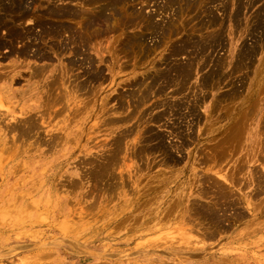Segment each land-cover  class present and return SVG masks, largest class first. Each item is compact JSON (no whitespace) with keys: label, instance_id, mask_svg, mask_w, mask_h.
Wrapping results in <instances>:
<instances>
[{"label":"rangeland","instance_id":"374dc122","mask_svg":"<svg viewBox=\"0 0 264 264\" xmlns=\"http://www.w3.org/2000/svg\"><path fill=\"white\" fill-rule=\"evenodd\" d=\"M37 1V2H36ZM35 1V4L34 5H39L40 4V8H38V9H41V10H43V7H44V5H47V4H49V3H54V2H52L51 0H49V1H47V0H36ZM40 1V2H39ZM51 1V2H50ZM167 1V0H166ZM165 0H127V1H125V2H123V3H120V4H122V5H119L118 7H119V9L121 10V9H123L124 10V12H126V15L128 14V16H132V17H137V21H138V19H140L139 21L140 22H138L139 24H137V25H135L134 27H130V28H127V29H117L116 30V32H112L111 33V31H109L107 34L106 33H104L102 36H99L97 39H95V40H92V42L93 43H91L90 44V49L91 50H94V49H98L99 51H100V53H101V55H102V57L104 58V60H105V62L103 63V62H101L100 63V67L101 68H104L103 69V72L105 73H103L104 75V77L103 78H101V79H98V80H96V81H92V80H89L88 81V78H87V80H85L86 78H84V76L85 77H87L86 75H84V73H83V68H85V67H83V68H80V69H82V70H76V72H81V74H79V75H81L77 80H76V82L78 81V82H81L80 84H85V85H83V88H84V91H86L87 92V90L89 89V90H95L97 87H99L98 88V92H97V95H96V91H94L93 93L94 94H91V97L93 98L92 99V102H91V111H90V113L92 114V116L91 117H89V118H87L85 121L86 122H89V123H86V122H82V123H77V124H75L74 125V127H77V126H84V128L83 127H80V128H83L82 129V131H83V133H82V136H84V137H80L78 140H76V141H70L69 142V144H70V146H73V145H75V144H77L78 146L76 147V149H78L79 151L80 150H83V152H81V153H79V151H78V154H77V158L76 159H79V157L82 159V158H84V160L83 161H85V159H88V161L93 157V159L94 158H101L102 159V157H103V159L101 160V161H106V158H108L109 159V157H107L109 154V151H111V149H110V147H112L111 145V142H109L110 140H112V138L114 137V136H118L119 137V134L120 133H124L125 132V134H123V135H127L126 134V132L127 131H131V132H127V133H130L128 136H129V138H128V136H124L125 138H124V140H123V142H122V144L125 146V143L126 144H129V145H133L134 144V146L136 145V144H138V142H136V140L138 141L139 140V138H140V135L141 136H143L144 135V138H146L145 137V135L146 134H148V136L149 135H151V134H160V135H162V137H163V143H164V145H166V147H169V148H167V150H169L170 151V153L171 154H173V155H176V157H175V162L173 163H171L170 161H172V160H170V159H168L166 156H165V153H163L162 151H163V149H162V153L160 154V152H154V155H155V157H154V155H152V154H148V155H144L143 157H142V159H139L138 158V160H137V157H130V159H129V154L128 155H126L127 156V158L129 159H127L126 160V158H124V160L121 158L120 159V163L118 164V168H121V169H118L117 168V165H113L115 168H117V172L115 173V169L113 168V170H115V171H113L114 172V177H115V179H113V181H115V182H119L120 180H121V177L123 176V178L125 179V177H126V179H128L130 182H128L126 179V182H128V184L127 185H129L130 187H128L127 185H126V187H125V189H123V187H122V189H121V186H119V188H118V186L115 188V191H109L110 193H108V190H109V185L111 186L110 188H112V179L110 180V178H112V174H108V176L107 175H104V176H102V175H100V177H98V178H96L97 176H95V177H93L92 175L90 176L89 175V171H91L92 170V168L93 167H95V168H98L97 166H103V165H109L110 167H112V164H98L97 166H95L94 164H85V163H83V161L81 160V159H79V163H78V160H76L75 162L77 163H75V162H72L71 161V163L68 165V164H46L47 165V169H48V171H53L54 172V174L55 173H60V174H66V176H64L63 178H62V183H61V189H60V191H58L61 195H63V196H65L64 198H63V207H65V209H64V213L63 214H58V213H55L54 214V212H53V214L51 215V216H47V218L45 217V215H46V213L43 211H38V210H36L35 208H33V209H31V208H29L30 210H32L31 212H30V210H29V212L26 214V213H24V214H22V215H16V217H15V214L14 213H12L11 211H9V209H11V208H8L7 206H4L3 205V202H1L0 203V206H3V208H5L4 210H5V214H4V212H3V210L0 212V222L2 221V223H0V235H3V237H0V264H166V263H168V264H170V262H171V264H236V263H240V264H264V189H262L263 191H262V195L260 194H258V196L257 195H255L254 196V198H253V200H252V203H253V206L255 207L257 204H258V206L257 207H255V210H250V211H248V209H246V205H244L245 207V211H246V213H248L247 215H246V219H247V221H246V219H245V221H242L241 223H243V224H241L240 222H238L237 224L238 225H236V227L237 228H235V231L233 230L232 231V233L229 231L228 233L226 232V233H224V232H221L220 231V233L218 234V236H214V238L213 237H203V234H202V237L201 236H198V232H194L195 233V236H193L194 234L192 233L191 234V237H190V240H192V239H195L196 237H198V238H196V239H200V240H203V242H201V243H199L200 245H202V243L203 244H205L206 246H207V248L206 249H208V247H210V246H212V247H210L208 250H201V251H189V252H185V254H187V253H196L197 252V255L196 254H193L192 256L194 257L193 259H192V256H191V258L189 257L190 255H185L184 257L183 256H178L177 257V255H174V254H170V253H167L165 250L163 251H158V252H160V253H158V252H155V247H152L153 245V243L156 241L155 239L153 240L151 237H155V234H157V233H160L161 232V230H164L163 231V233H162V236H163V238L164 237H166V236H175V235H177L176 236V238H182V233H180L181 232V228L179 229V231H178V229L176 228V226L175 225H172L171 227H166V228H163V229H161L160 230V232L159 231H157V233L155 232V229L158 227V225L156 226L155 225V223L154 222H152V221H149V222H146L145 224H144V221H146L147 220V218H145V220H144V217H146L147 215H148V213H151V209L152 208H155L156 206H160L161 205V203H160V205H159V203H158V201H156L155 199H156V197H155V199H154V197H152L154 194H153V192H152V190H146L150 185L152 186V184H156L154 181H152L153 179L151 178V180H149L148 178L150 177V175L151 174H156L157 172H161L162 174V181H163V184L161 185V186H163V187H159L158 188V190H162L160 193V197H162V196H164L165 195V197H166V193L167 194H169V193H171L173 190L174 191H176V195H177V193L178 192H180V190H181V188H177L176 189V187L177 186H179L180 184L179 183H182L183 182V180L184 181H186V180H188L189 178H190V176H192V174H193V172L196 170V172L198 173V171H199V168H200V172L199 173H205L206 172V174H210L209 172V169L208 168H210V169H212L213 167H214V169H212V171H211V174H213V176L214 175H216L215 174V169L216 170H219L221 167H223L224 168V170H222L221 169V171H224V172H228V170H229V173L232 171V170H235L236 169V167H238V166H235L236 164L238 165V164H240V162H243V161H245L246 162V160H244V159H240L241 157H243L242 156V154H244V152H246V154H247V152H249V149H250V145L252 144V141H251V138H252V136L254 135V136H256V135H258V136H261L262 134H264V131H262V129H260V127L262 128V126L264 125H261L262 123H263V118H264V40H263V37H264V27L262 26V25H264V12H263V14L262 13H260V12H262V10H264V4H262L263 3V1L264 0H259V1H255V0H240V1H243V2H240L239 0L237 1V0H221V1H219V0H216V2H215V0H210V1H212V2H210V1H208V0H190L191 2V4L189 5L188 3H187V0H182V2L184 1V3H185V1H186V4H187V7H185V8H187L186 10L184 9V6L186 5H184V3H179L180 4V6L179 7H177V9L175 8L174 9V5H175V7L177 6V4L178 3H176L177 2V0H176V2H174V4L171 6L172 8L170 9L169 7L170 6H168L166 3ZM179 1V0H178ZM197 4V6L195 5V3ZM236 1V2H235ZM246 3H245V2ZM251 1V3H249ZM41 2H43L42 3V5H41ZM47 2H49V3H47ZM65 2H69L68 0L67 1H65ZM105 2V1H104ZM128 4H127V3ZM164 2H166V3H164ZM225 3V4H222V3ZM234 2H235V4H234ZM238 2H239V4H240V6H243V7H241L240 8V6L238 5V7H236V5L238 4ZM253 2H255V4L253 3ZM38 3V4H37ZM72 3H74V2H72ZM44 4V5H43ZM164 4L165 5H167V6H164ZM178 4V5H179ZM183 4V5H182ZM194 4V5H193ZM227 4V6H224V5H226ZM242 4V5H241ZM246 4V5H245ZM163 5V6H162ZM191 5H193L195 8H194V10H193V6L191 7ZM245 5V6H244ZM249 5V6H248ZM251 5H253L252 6V8L250 7ZM263 5V6H262ZM41 6H43V7H41ZM132 6V7H131ZM160 6H162L161 8L163 9V11H162V9L160 10ZM183 6V7H182ZM188 6L189 7H191V8H188ZM208 6V7H207ZM227 7L228 9H226L225 8V12H223V9H222V7ZM261 6V7H260ZM39 7V6H38ZM125 7V8H124ZM199 7V8H198ZM204 7V8H203ZM133 8V9H132ZM183 8V9H182ZM203 9V10H201V9ZM212 10V11H210L212 14H210L208 11L206 12V9L207 10H210V9ZM236 8V9H235ZM250 8V9H249ZM126 9V10H125ZM132 9V10H131ZM166 9V10H165ZM181 9L182 10H185V11H183V12H185V13H183L182 11H181ZM242 11L241 13L242 14H240V11ZM243 9V10H242ZM247 9H249V11L248 12H246L247 11ZM123 10H121V11H123ZM142 10V11H141ZM160 10V11H159ZM169 10V11H168ZM175 11L176 13H178L177 15H178V17H177V15L175 16L174 14V12L173 11ZM191 10V11H190ZM204 10H205V12L206 13H209V14H206L205 12H204ZM236 10V11H235ZM252 10H254V11H260L259 13H260V15H262V17H260V15H259V13L257 14L256 12V15H254V11H252ZM141 11V13L142 14H140L139 12ZM181 11V12H180ZM200 11H202V12H204V13H202L201 14V12ZM239 11V12H238ZM107 12V14H109L110 13V11H109V13H108V10L106 11ZM186 12H187V15H186ZM224 13V15H226V18H225V20H223L224 19V15H223V13ZM228 12H229V14H228ZM233 12H238V14H240L239 15V17H238V14H236V15H232V14H235V13H233ZM183 13V14H182ZM213 13H214V15H213ZM244 13V14H243ZM251 13H253L252 15H251ZM147 14V15H146ZM153 14V15H152ZM182 14V15H181ZM185 14V15H184ZM247 16H246V15ZM144 15V16H143ZM206 15H208V16H206ZM215 15H217V16H219V17H216ZM252 17H251V16ZM145 16H147V17H149L153 22H155L156 21V23H157V25L159 24V25H161L160 26V28H158L157 27V29H156V31H155V29H154V34H153V31H151L150 32V30H148L147 29V31L146 30H143V29H146V24H147V22H146V20H144V19H146V17ZM151 16H153V17H151ZM180 16V17H179ZM199 16V17H198ZM203 16V17H202ZM227 16H229L228 18H227ZM244 16V17H243ZM257 17L258 16V20L256 21V22H258V24H260V22H262L259 26L256 24L255 25V17ZM129 17V18H130ZM131 17V18H132ZM196 17H198V18H200L201 20H202V22L204 21V24L202 23V26H201V20L199 21V19L198 18H196ZM234 17V20H231L232 18ZM251 17V18H250ZM259 17H260V19H259ZM152 18H154V19H152ZM181 18V19H180ZM195 18V19H194ZM206 18H209V20H208V23H207V20H206ZM219 18H220V20H219ZM223 18V19H222ZM241 19V20H243V21H239V19ZM254 18V19H253ZM177 19V20H176ZM197 19V20H196ZM229 19V20H228ZM263 19V20H262ZM37 20V19H36ZM217 20H219V21H217ZM237 20V21H236ZM262 20V21H261ZM28 21V20H27ZM29 21H32L31 23H32V25H31V23L30 22H28V24H30L31 26L30 27H32V29H33V31L35 32V33H37V31H38V33L40 32V30H41V28H40V26L38 27V24H36V22H35V24L37 25V26H35L34 25V22H33V20H29ZM182 21V22H181ZM200 23H199V22ZM206 21V22H205ZM209 21H212V22H209ZM225 21V22H224ZM247 21V22H246ZM249 21V22H248ZM24 22H25V20H24ZM23 22V27H25V26H27V22L26 23H24ZM172 22V24H171V27L173 26V24H174V26L172 27L173 29L175 28V32H177L178 34H173V36H171L172 34H171V27H169L170 26V24L169 23H171ZM174 22V23H173ZM197 23V25L196 24H194V23ZM218 22H220V23H218ZM221 22H223V23H221ZM234 22H236V23H234ZM240 23L239 25H240V28H239V26L238 25H236V24H238V23ZM253 23V22H255V23H253L254 25L252 26V24L251 23ZM189 23V24H188ZM200 25H199V24ZM212 23V25H213V27L210 25ZM233 23L235 24V25H233ZM241 23H242V26H241ZM243 23H245V24H243ZM248 23V24H247ZM145 24V25H144ZM207 24H208V26H207ZM219 24V25H218ZM220 24H222V26L220 25ZM250 24V25H249ZM105 25H107L108 27H112V23L110 22V23H108V24H104V25H102V26H104V27H107V26H105ZM140 25H142L141 27H140ZM165 25V26H164ZM176 25H178L177 27H176ZM191 25H192V27H191ZM194 25V26H193ZM203 25H205L204 27H203ZM216 25V26H215ZM249 27H248V26ZM137 26V27H136ZM180 26H182V27H180ZM195 26L199 29H197V28H195ZM201 26V27H200ZM219 26V27H218ZM235 26V27H234ZM262 26V27H261ZM37 27V28H36ZM142 27H145V28H142ZM170 28V29H168L167 31L166 30H163L164 28ZM185 27V28H184ZM206 27V28H205ZM213 29H212V28ZM222 27V28H221ZM236 28V29H234V28ZM247 27V28H246ZM252 27V28H251ZM253 27L256 29L257 27V32H255V29H254V32H253ZM136 28V29H135ZM200 28H202V30L200 29ZM244 28H246L245 30H244ZM260 28V29H259ZM109 29H112V28H109ZM132 31H130V30ZM172 29V30H173ZM195 29V30H194ZM221 29V30H220ZM222 29H224V30H222ZM240 29V30H239ZM249 29H251V31H249ZM259 29V30H258ZM261 29L263 30V31H261ZM119 30H120V33H117V32H119ZM135 30V31H134ZM137 30H139V31H137ZM141 30V31H140ZM162 30L163 31H165L166 33L167 32H170V33H168V34H166V33H162ZM198 30V31H197ZM210 30H212L211 31V33H210V35L212 34V32H213V34L216 36H214L213 34V37H211L210 35H209V31ZM213 30H215V32L213 31ZM249 32H247V31ZM145 32V33H143V32ZM161 31V32H160ZM208 31V32H207ZM243 31H245V33L243 32ZM134 32V33H133ZM137 32V33H136ZM173 32V31H172ZM203 32V33H202ZM220 32V33H219ZM250 32H251V34H250ZM41 33V32H40ZM110 33V34H109ZM128 33H130V34H128ZM161 33V34H160ZM221 33H224V34H221ZM248 33V34H247ZM263 35H262V34ZM109 34V35H108ZM138 34H144L143 36H145V39H143V42H142V44L144 43L145 44V46L144 45H142V44H136V45H134V47L133 48H135L134 50H133V48L131 49V52H133V53H131V52H129L127 49V51L125 52V46L123 45L125 42H126V39H129V37H130V39H131V37H133L134 35H138ZM150 34H151V36H150ZM158 34V35H157ZM171 34V35H170ZM203 34V35H202ZM205 34H207V35H205ZM239 34H241V35H239ZM253 34H254V36H253ZM107 35H108V37H107ZM111 35V36H110ZM115 35H118L117 37L115 36ZM123 35H125V36H123ZM127 35L129 36V37H127ZM133 35V36H132ZM164 35V36H163ZM169 35L171 36V37H173V38H169ZM207 37L208 35L211 37H207V39L209 40V41H207V40H205L206 39V37ZM220 35V36H219ZM224 35V36H223ZM244 35V36H243ZM257 35H258V37H257ZM104 36V37H103ZM120 36V37H119ZM157 36V37H156ZM159 36L160 37H162L163 39H164V42H162V45L160 44L161 43V41H162V38H160L159 39ZM219 36V37H218ZM239 36V37H238ZM262 36V37H261ZM103 37V38H102ZM150 37V38H149ZM200 37V38H199ZM203 37V38H202ZM205 37V38H204ZM238 37V38H237ZM101 38H102V40H101ZM105 38H107L108 39V41L105 39ZM113 38V39H112ZM168 38V39H167ZM215 38H217V40L215 39ZM259 38V39H258ZM103 39H105L104 40V44H103ZM109 39H111V40H109ZM120 39V40H119ZM166 39H167V41H166ZM170 39V40H169ZM184 39H186L185 40V42L184 43H188L189 41V45H187V43H186V47L188 48H186L183 44V41H184ZM188 39V40H187ZM201 39V40H200ZM203 39L205 40V41H203ZM213 39V41H211V40ZM99 40H101V41H99ZM116 40V41H115ZM147 40V41H146ZM157 40V41H156ZM160 40V41H159ZM169 40V41H168ZM214 40H215V42L217 41V46H216V43H214ZM223 40H224V43H225V46H224V43H222L223 42ZM258 40V41H257ZM22 41V40H21ZM99 42L97 45H96V43L97 42ZM115 41V42H114ZM159 41V42H158ZM195 41H197V42H195ZM200 41H203V42H208V43H211V45L210 44H208V45H206L205 43L204 44H202L203 42H200ZM211 41V42H210ZM221 42V43H218V42ZM261 41V42H260ZM96 42V43H95ZM122 42V43H121ZM193 42H195L196 44H197V49L194 47L195 46V43H192ZM21 44H19V42L17 43L16 42V46H21L23 43L22 42H20ZM95 43V44H94ZM157 43V44H156ZM164 43V44H163ZM200 44V46H198L199 44ZM258 44L257 46H255L256 44ZM261 43V44H260ZM103 44V45H102ZM114 44V45H113ZM120 44V45H119ZM179 44H182V45H180V46H178ZM190 44H192V45H194V46H192V45H190ZM223 44V46L224 47H222L221 45ZM175 45V46H174ZM202 45H206V46H208V48H204ZM240 45V46H239ZM241 45H243V47H242V49H241ZM245 45V46H244ZM252 45H254V47H251ZM18 46V47H19ZM115 46H117V48L115 47ZM119 46H120V48H119ZM124 46V47H123ZM149 46V47H148ZM179 47V48H181V47H183L182 49H178V48H175L176 50V52L178 53L179 52V54H176L175 56H172V53L173 52H175L174 51V49L172 48V47ZM202 46V47H201ZM205 46V47H206ZM213 46H215V48L216 49H214V47L212 48ZM261 46H263V47H261ZM98 47V48H97ZM107 47V48H106ZM109 47H111V48H109ZM122 47V48H121ZM140 49H139V48ZM142 47L145 49H143L144 51H142ZM146 47H147V50L148 49H150V51L148 50V52H151L152 50H153V52H151V53H148L147 51H146ZM192 47H194V48H192ZM200 49H202L203 50V48H204V50L202 51V50H198L199 48ZM217 47H218V49H217ZM47 48V50H48V47H46ZM93 48V49H92ZM116 48V49H115ZM139 49V53H141V52H144V54H145V57L143 56L144 54L143 53H141L140 55H139V53L137 52L138 51V49ZM152 48V49H151ZM187 49L188 51H186L185 49ZM191 48V49H190ZM237 48H238V50H243L244 49V51H236L237 52V54H239L238 56H236V52H235V50H237ZM240 48V49H239ZM248 48V49H247ZM257 48V49H256ZM260 48V49H259ZM103 49H105L104 51H108V49L110 50V51H108V52H103ZM121 49H122V51H121ZM137 49V50H136ZM155 49V50H154ZM157 49V50H156ZM173 49V50H172ZM192 49L194 50V51H192ZM198 50V51H196V50ZM207 49V50H206ZM213 49H214V51H213ZM230 49V50H229ZM8 50L9 49H7V48H4L3 49V52H8ZM113 50H114V52H113ZM130 50V49H129ZM178 50V51H177ZM184 52H186L187 53V55H186V53L184 54L183 53V51ZM190 50H191V53H190ZM261 50H262V52H261ZM137 52V54H134V53H136ZM182 51V53H181V55H180V52ZM197 52V54L198 53H200L199 51H201V53L200 54H198L197 56H196V52ZM207 51V52H206ZM211 51H212V53H211ZM217 51V52H216ZM258 51V52H257ZM6 52V53H7ZM103 52V53H102ZM116 52V55L115 54H113V53H115ZM124 52V53H123ZM5 53V54H6ZM161 53H163V55L164 56H162L161 55ZM193 53H195V54H193ZM211 53V57H209V54ZM231 53V54H230ZM246 53V54H245ZM252 53H253V55H252ZM49 54H51V51L49 52ZM111 54H112V56H111ZM119 54V55H118ZM213 54H214V56H213ZM233 54V55H232ZM242 54H244V56L242 55ZM248 54V55H247ZM52 55V60L51 59H48V60H46V59H43V60H39V59H37V58H33V57H29V58H23V57H19V58H17L16 57V55H14L13 57L11 56V57H6L5 59H1V62L3 63V65H5V64H12V62L13 63H19V65H21V67H23V71H24V75H23V77L25 76V77H27L28 76V71L27 70H25V68H27V67H30L31 66V64L34 66V64H35V66L34 67H38V65H39V67H41V66H43V64L44 65H47V63L50 65L51 63H52V61H54V62H56L57 61V55L56 54H54V53H52L51 54ZM133 55V56H132ZM147 55V56H146ZM167 55V56H166ZM171 55V56H170ZM179 55V56H178ZM203 55V56H202ZM206 55H207V57H209L208 59H209V62H208V64H206L207 63V60L208 59H205V57H206ZM217 56V58H216V56ZM248 57H247V56ZM251 55V56H250ZM68 56L69 55H66V58H68ZM110 56V57H109ZM120 56H122V58L124 57V58H126L125 60H126V62H130L131 61V66L129 65V64H127V63H123V60H124V58H123V60H122V58L120 57ZM130 56H132V57H130ZM144 57L143 59H142V57ZM193 56V58H194V56H195V58L196 57H199V60H198V58L197 59H190V57H192ZM200 56H201V58H200ZM243 56V57H242ZM253 56V57H252ZM256 58H255V57ZM114 57H116V58H114ZM132 58V59H130V58ZM162 57H164V59L162 58ZM167 57V59L165 60V58ZM172 57V59L173 58H175V60L173 59H170ZM178 58V60H177V58ZM202 57H204V58H202ZM217 59V60H219V62L221 61V59L222 58H224V59H222V61L224 60H226L225 62L223 61V63H222V61L220 62L221 63V65L219 64V62L217 61V60H215V58ZM238 57H242L241 59H238ZM250 57H252L251 58V60H252V63L254 64V65H250L249 66V63H247L246 61L248 60L250 63H251V60H250ZM21 58V59H20ZM106 58V59H105ZM111 59V60H109V59ZM119 58V59H118ZM121 58V59H120ZM130 60H129V59ZM232 58H234V59H232ZM246 60H245V59ZM253 58L254 59H256V60H253ZM24 59V60H23ZM116 59H118L117 61H121L122 60V62L121 63H119V66H118V62L116 63ZM201 59L203 60V62L201 63ZM212 59L213 60H215V61H217V62H215V64H214V62L212 61ZM236 59L237 60H239L238 61V63L236 62ZM244 59V60H243ZM28 60V61H27ZM37 60H38V62H37ZM106 60H108V61H106ZM129 60V61H128ZM169 60V61H168ZM172 60V61H171ZM191 60H193L195 63H193V61H191ZM240 60H241V62H242V60H243V62H244V65H243V67H242V64L243 63H241L240 62ZM25 61H26V63H25ZM112 62V63H110V62ZM119 61V62H120ZM199 61V62H198ZM206 63H205V62ZM210 61H212L211 63H210ZM232 61H235V63H234V66H236L237 67V70L235 71V69H236V67L234 68V67H232L233 66V62ZM4 62H5V64H4ZM24 62V63H23ZM135 62H136V64H137V66H138V68H137V66L135 65ZM165 62V63H164ZM170 62V63H169ZM179 62H181L183 65H184V67H186V66H189V62H191L192 64H193V66L192 65H190V66H192V69H193V67H194V69L192 70V73H191V71L189 70V72H188V75H190V77L189 78H187V81H186V84H184L185 83V80H186V78H184L183 80H184V83L182 82V80H181V78L180 77H178L177 78V80H176V78L175 77H173V76H176L177 77V74L175 73V72H171V70L169 71V66L171 67V65H173L172 63H174L175 64V66L174 67H177L178 65L179 66H182L181 65V63H179ZM186 62V63H185ZM228 62V63H227ZM240 62V63H239ZM257 62V63H256ZM31 63V64H30ZM36 63H38V64H36ZM111 65H110V64ZM122 63H123V65H122ZM179 63V64H178ZM187 64V65H185V64ZM189 63V64H188ZM106 64V65H105ZM108 64V65H107ZM117 64V65H116ZM136 66V67H134V65ZM157 64V65H156ZM167 64V65H166ZM176 64H177V66H176ZM200 64V65H199ZM204 64V65H203ZM212 64V65H211ZM213 64H214V66H213ZM218 64V65H217ZM224 64V65H223ZM239 64V65H238ZM246 64V65H245ZM201 65H202V67H201ZM232 65V66H231ZM241 65V69H239L240 66ZM103 66V67H102ZM105 66V67H104ZM112 66H115L116 67V72H119L120 71V77L118 78V81L120 82V81H122L123 79H127L126 81H122L121 82V84H114V83H112V78H111V76H112ZM121 66V67H120ZM125 66V67H124ZM127 66V67H126ZM129 66V67H128ZM154 66V67H153ZM168 66V67H167ZM189 66V67H190ZM199 66V67H198ZM207 66V67H206ZM209 66V67H208ZM247 66H249V67H247ZM33 67V68H34ZM118 67H119V71H118ZM124 67V68H123ZM156 67V68H155ZM183 67V66H182ZM188 67V68H189ZM204 67V69H200V68H203ZM206 67V68H205ZM215 67V68H214ZM218 67H220L221 69H219ZM232 67V68H231ZM32 68V67H31ZM88 68V67H87ZM86 68V69H87ZM109 68V69H108ZM123 68V69H122ZM128 68V69H127ZM162 70H161V69ZM165 70H164V69ZM172 68V67H171ZM208 68H211L212 70H215L216 69V71L215 72H212L211 70H208ZM234 68V69H233ZM248 68V70H246ZM123 71L124 69H125V71H123V72H121V70ZM167 69V70H166ZM191 69V68H190ZM243 69H245V71L243 70ZM252 69V70H251ZM109 70V71H108ZM164 70V71H163ZM206 70H208V71H206ZM218 70V71H217ZM240 70V71H239ZM163 71V72H162ZM170 72L169 74L171 75V73H172V75L170 76L168 73H166V72ZM172 71H174V70H172ZM202 71V72H201ZM203 71H205V72H207V74H204L205 76H206V78H205V76L204 77H202L203 75V73H205V72H203ZM212 72V73H210V72ZM230 71L232 72V74L230 73ZM237 71H239V72H237ZM246 72V73H243V72ZM26 72V73H25ZM84 72H85V69H84ZM108 74H107V73ZM144 72V74H141V73H143ZM147 72L149 73V76H147ZM155 72V73H154ZM158 72V73H157ZM208 72H209V74H210V76H212V78H210V76L208 75ZM216 72H217V74H216ZM220 72V73H219ZM225 72L227 73V77H226V74H225ZM234 72H237V73H235V74H233ZM173 73H174V75H173ZM194 73V74H193ZM196 73V74H195ZM202 73V74H201ZM214 73H215V75H216V77L217 78H214L215 77V75H214ZM218 73H219V75H218ZM222 73V74H221ZM230 73V74H229ZM248 73V74H247ZM107 74V75H106ZM153 74H157L156 76L157 77H155V82L157 83L156 84V88L155 89H151V88H149L150 86V84H151V82H152V80L151 79H154V77H153ZM160 74H162V76L160 75ZM200 74V75H199ZM245 74V75H244ZM136 75V76H135ZM151 75H152V77L153 78H150V80L148 81V79H149V77H151ZM158 75H159V79H158ZM165 75H167V76H170V77H168V78H170V81H171V79H172V81L170 82L169 81V79H166V81L164 80V76ZM187 75V76H188ZM202 75V76H201ZM225 75V76H224ZM230 77H229V76ZM249 75V76H248ZM146 76V78L148 77V79H146L149 83H146L147 81H145V79H144V77ZM160 76L163 78V80H164V84H166L167 83V85L166 86H164V84H161L162 83V78H160ZM201 76V77H200ZM208 76V77H207ZM222 76H224V77H226V78H224V77H222ZM235 76V77H234ZM82 77V78H81ZM123 77V78H122ZM133 77L135 78V77H139V78H141L140 79V81L139 82H142V84L140 85V86H138V84H134V85H131V83H130V79L129 78H132L131 79V81L133 80ZM193 77V78H192ZM198 77V78H197ZM233 77V78H232ZM242 77H244V78H242ZM247 77V78H246ZM105 78V79H104ZM122 78V80H120ZM139 78H137L138 80H139ZM173 78L175 79V80H173ZM203 78H205V79H203ZM209 79V81H210V79H212L211 81H210V83H209V81H208V79ZM224 78V79H223ZM229 80H231L229 83H227L228 81V79ZM161 79V80H160ZM188 79L190 80V81H188ZM200 79V80H199ZM202 79V80H201ZM214 79H217V81L216 80H214ZM220 79H222L221 80V82H220ZM225 79H227V80H225ZM142 80H144L145 81V83L146 84H144V82L142 81ZM160 80V81H159ZM198 80V81H197ZM208 81V82H204V85L202 84V81ZM87 81V82H86ZM103 81V82H102ZM127 81H128V83H129V85L127 84ZM151 81V82H150ZM180 81L182 82L181 84H179L180 83ZM199 81H200V84H198L199 83ZM216 81V82H215ZM232 81H234L233 83H232ZM77 82V83H78ZM161 84V86L163 85V87H159L160 85H159V83ZM190 82V83H189ZM195 82V83H194ZM215 82V83H214ZM244 82V83H243ZM93 83V84H92ZM98 83V84H97ZM103 85H102V84ZM169 83H171L170 85H168ZM176 83H178V84H176ZM193 83V84H192ZM213 83H214V87L212 86L213 85ZM218 83V84H217ZM24 84V81L23 80H21L19 83H15V85H17L16 87H20V86H22ZM89 84H90V86H89ZM97 84V87L95 86ZM149 84V85H148ZM176 84V85H175ZM185 86H187V87H183L184 85ZM207 84H209V88L207 87ZM217 84V86H215ZM227 84V85H226ZM241 84H244V85H241ZM93 85H94V89H93ZM99 85V86H98ZM137 85V86H136ZM146 87V88H144V86ZM147 85V86H146ZM172 85V86H171ZM177 85H179V86H182V87H179V86H177ZM189 85V86H188ZM190 85H193V87L191 88V86ZM202 86V89H201V87L200 86ZM210 85H211V87H210ZM231 85H233L232 87H231ZM236 87H235V86ZM241 85V86H240ZM178 87V88H176V87ZM260 86V87H259ZM96 87V88H95ZM101 87H102V89H101ZM136 87H138V88H136ZM142 87H143V89H142ZM159 87V88H158ZM174 87V88H173ZM203 87H205V90H206V92L204 93L203 91H205L204 90V88ZM208 89H207V88ZM232 89H231V88ZM234 87V88H233ZM239 87H241V88H238ZM245 87V88H244ZM136 88V89H135ZM158 88V89H157ZM168 88V89H167ZM179 88H182L181 90H177V89H179ZM144 89H146L145 91L146 92H148V91H151V92H148V94L147 93H144ZM171 89H172V91H171ZM192 89V90H191ZM200 89L202 90V91H200ZM233 89H235V91H232ZM237 89V90H236ZM242 89V90H241ZM167 90V91H166ZM173 90H175L176 92L174 93L175 95H173L172 93L174 92ZM185 90V91H184ZM192 92H191V91ZM196 90V91H195ZM229 90V91H228ZM232 92H231V91ZM157 91H161L160 93L158 92H156L157 94H155L156 96H152V93H153V95H154V93ZM166 91V92H165ZM180 91H181V94H180ZM190 91V92H189ZM194 91V92H193ZM197 91H199L198 93L200 94H198V93H196ZM209 91V92H208ZM227 91H228V93H229V95H232V94H230V92L231 93H233V95L232 96H230L229 98H228V96L229 95H226L225 94V92L227 93ZM236 91H238V92H236ZM243 92V94L241 93V92ZM141 92H143V94L144 95H146V97L144 96V95H142V93ZM163 92V93H162ZM185 92V94H183ZM132 93V95H130ZM140 93V94H139ZM179 93V94H178ZM188 93H189V95L190 96H187L188 95ZM201 93H204V94H201ZM208 93H209V95H208ZM225 95H224V94ZM234 93H236V94H234ZM83 94V93H82ZM81 94V98L84 100V99H86V100H84L85 102H87L88 101V99H87V97H85L86 95L85 94H87V93H84L83 95ZM130 96V97H133V101L131 102V100H132V98H130V97H128V95ZM161 94H162V97H161ZM187 94V95H186ZM194 94V95H193ZM221 94H222V96H224V98L222 99V96H221ZM238 94H239V96H238ZM2 95V94H1ZM93 95V96H92ZM123 95H125V104L127 105V106H125V104L123 103L124 101H121V100H123L124 99V96ZM127 95V96H126ZM150 95H151V97H150ZM183 97V98H185V99H183L181 96ZM193 95V96H192ZM198 97H197V96ZM205 95H207V97L205 96ZM241 95V96H240ZM247 95V96H246ZM88 96V95H87ZM96 96V97H95ZM101 96V97H100ZM122 96H123V98H122ZM137 96H140V97H142V101H141V99L139 98V97H137ZM148 96H149V100H148ZM175 96H177V97H175ZM184 96H187V97H184ZM205 96V97H204ZM221 98H220V97ZM234 96H236V97H234ZM84 97V98H83ZM121 97V98H120ZM146 99H145V98ZM166 97H168L169 98V100H170V102L169 103H166L167 104V106H166V104H165V102H167V101H169V100H166ZM181 97V98H180ZM193 97H194V99H193ZM199 98L200 97V99H197V98ZM234 99V101H233V99ZM247 97H249V100H248V98ZM251 97V98H250ZM253 97V98H252ZM259 99H258V98ZM135 98V99H134ZM161 98V99H160ZM165 99L166 101H164V100H162V99ZM175 98H177V100L178 99H181V100H179V101H177ZM192 100H191V99ZM201 98H202V101H201ZM208 98V99H207ZM226 98H228V99H232L231 100V102H227V100H226ZM236 98V99H235ZM247 98V99H246ZM101 99V100H100ZM103 99V100H102ZM106 99V100H105ZM131 99V100H130ZM157 99V100H156ZM173 99V100H172ZM174 99H175V106H178L179 104L181 105V103L183 102V105H185L184 107H183V105H179L178 106V108L177 109H179V111L176 109V108H174L175 106L173 105V106H169V104L170 105H172V104H174L173 102H174ZM190 101H188V100ZM198 101H197V100ZM217 99H221L220 100V102L221 103H226L225 105H222L220 102V104L218 103V102H216L217 101ZM225 99V100H224ZM245 99V100H244ZM251 99H252V101H251ZM256 99V100H255ZM99 100V101H98ZM140 100V101H139ZM147 100V101H146ZM193 100H194V104L193 103H191V102H193ZM207 100V101H206ZM218 100V101H219ZM245 102H244V101ZM8 101V102H7ZM93 101H95V102H93ZM97 101V102H96ZM107 101V102H106ZM118 101H121L119 104H118ZM135 101V102H134ZM136 101L137 102H139V103H137L138 105H140V103H141V105H140V107L138 108V107H136L137 105L135 104L136 103ZM152 101V102H151ZM164 103H163V102ZM184 101H187L186 103L184 102ZM2 102L4 103V107H9L10 105H11V103H10V101L9 100H7V98L5 97V95H2ZM105 102V103H104ZM134 102V103H133ZM145 102H147V103H145ZM159 102V103H158ZM171 102H172V104H171ZM181 102V103H180ZM197 102V103H196ZM203 102V103H202ZM217 104H216V103ZM247 102V103H246ZM131 103H133V104H131ZM151 103V104H150ZM152 103H154V104H152ZM188 103H191L190 105L192 106L191 108H189V107H186L187 105L189 106V104ZM197 105H196V104ZM199 103V104H198ZM228 103V104H227ZM231 103V104H230ZM249 103L251 104V107H249L250 105H249ZM253 103V104H252ZM6 104H8V105H6ZM94 104V105H93ZM103 104V105H102ZM121 104V105H120ZM144 104H145V106H144ZM157 104H159V106L157 105ZM164 104H165V106H164ZM200 104H203V105H200ZM212 104H215V106H217L218 107V109L215 107V109H214V107H213V105ZM218 104L219 105H221V109L219 108V106H218ZM116 105L118 106V107H116ZM120 105V106H119ZM134 106V109H132L133 107L132 106ZM151 105V106H150ZM154 105H155V107H154ZM158 107H157V106ZM194 105H196V106H198L197 108H195L196 106H194ZM232 105V106H231ZM169 106V107H168ZM222 106H224V107H222ZM229 106H231L232 108H230ZM236 106H238V107H236ZM249 107V108H247V107ZM253 106V107H252ZM116 107V108H115ZM127 109H126V108ZM153 107V108H152ZM171 107H172V109H171ZM235 107V108H234ZM244 107V108H243ZM254 107H256V108H254ZM112 108H114L113 110H112ZM124 108V109H123ZM137 108V109H136ZM148 108V109H147ZM167 109V108H170L171 110H172V112H173V109L175 110L173 113L171 112V111H169L170 109H167L166 111L165 110H161V109ZM180 108H182V109H180ZM183 108H184V110H183ZM193 108V111H190L191 109ZM205 108V109H204ZM226 108H228V111L227 112H224V110L226 111L227 109ZM230 108V109H229ZM234 108V109H233ZM245 108H247V111L249 112V111H251V109L250 108H254V109H252V111L254 110V112H250L249 114L251 115L252 113V115L251 116H249V118H248V114H247V111H246V109ZM5 109V108H4ZM107 109V110H106ZM108 109H110V110H108ZM133 110V112H132V110ZM146 109V111H143V110H145ZM152 111H151V110ZM157 109V110H156ZM186 109H188V110H186ZM190 109V110H189ZM200 109V110H199ZM217 109V110H216ZM245 110L244 112H246V113H244V112H242L243 110ZM256 109V110H255ZM262 109V110H261ZM97 110V114L95 113V111ZM102 110H103V112H102ZM123 110V111H122ZM180 110H182V111H180ZM186 110V111H185ZM196 110H198V111H196ZM212 110V111H211ZM214 110V111H213ZM261 110V111H260ZM107 111V112H106ZM129 111H131L132 112V115H131V113L129 112ZM136 111V112H135ZM139 111V112H138ZM157 111V112H156ZM159 111H162L161 112V114H159L158 115V112ZM176 111L179 113V115H178V113H176ZM187 111H189V112H187ZM196 111V112H195ZM211 111V112H210ZM100 112H102V114L104 115V118L106 117V119L109 117V119H107V120H104L103 119V115L100 113ZM106 114H105V113ZM121 114H120V113ZM123 112V113H122ZM143 112V113H142ZM148 112V113H147ZM150 112H152V113H150ZM154 112V113H153ZM165 112V113H164ZM182 112V113H181ZM184 112H187V113H184ZM191 112H195V113H197L196 115H194L193 113V115L191 114ZM200 112V114H198ZM208 112V113H207ZM213 112H214V115H213ZM216 112V113H215ZM239 112H240V114H239ZM261 112V113H260ZM100 113V114H99ZM113 113V114H112ZM116 113V114H115ZM130 113V115H131V118H129L128 119V116L130 117V115H128V114ZM136 113V114H135ZM156 113V114H155ZM168 113V114H167ZM184 113V114H183ZM189 113V116L188 115H186V114H188ZM94 114V115H93ZM96 114V115H95ZM133 114H134V116H133ZM142 114H144V116H141ZM151 114H153L152 116H151ZM156 116H155V115ZM163 114H165V116L167 117L168 115H170V118H169V116H168V118H169V121L171 120V118H173L174 120H175V118H176V123L175 122H173L174 120L172 119L170 122L168 121V118H165V116L163 115ZM181 114V115H180ZM190 114H191V116L192 117H190ZM231 114V115H230ZM237 114H238V117H240L239 115H241V117H243L242 119H244L242 122H240V123H243L244 124V121H246V123L245 124H247V126L244 124V126H242V128L241 127H239L240 125H242V124H240L239 123V128L240 129H242V131L240 130V132H243V130H245V132H244V134L243 133H241V134H243L244 136H242L243 138H241L240 139V141L239 140H237V142L239 141L240 142V144L238 145L239 147H237L239 150L238 151H236L237 150V148H236V142L234 143L233 141H230L231 142V144H230V142H229V146L230 145H232L233 146V148L235 147L236 148V150H234L233 148H232V146H231V149L232 150H234V152L233 151H231L230 150V147L228 146V143L227 142H225V140L222 138V136L225 134V133H229V132H231V129H229L232 125L231 124H235L234 122L235 121H237L238 119V117H237ZM99 115V116H98ZM102 115V116H101ZM122 116V117H119L118 119H120V118H123V116H124V118L123 119H125V121H122V120H115V117L117 116ZM125 115H126V117H125ZM146 115V116H145ZM161 115H163V116H161ZM174 115H178V116H174ZM206 115H208V116H206ZM232 115H233V117H232ZM243 115V116H242ZM262 115H263V117H262ZM108 116V117H107ZM137 116H140L141 118H139V117H137ZM147 116H149V117H147ZM157 116H159L158 118L159 119H157ZM193 116H195V117H193ZM199 116V117H198ZM200 116H202L201 118H200ZM235 116H236V118H235ZM99 117V118H98ZM153 117H155V118H153ZM161 117H163V118H161ZM180 117V118H179ZM184 117V118H183ZM189 117H190V119H189ZM240 117V118H241ZM261 117H262V123H261ZM114 118V119H113ZM143 118V119H142ZM148 118V119H147ZM160 118L162 119V121L160 120ZM165 118V119H164ZM178 118V119H177ZM192 118V119H191ZM197 118H200V119H197ZM234 118V119H233ZM239 118V119H240ZM245 118H246V120H245ZM117 119V118H116ZM126 119H128V120H126ZM145 119V120H144ZM153 119V120H152ZM157 121H155V120ZM188 119V120H187ZM193 119H195V120H193ZM232 119V120H231ZM242 119H240V120H238V121H241ZM259 119V120H258ZM89 120V121H88ZM148 120V121H147ZM150 120H152V121H150ZM158 120H160V121H158ZM167 120V121H166ZM191 120V121H190ZM248 120V121H247ZM113 121V122H112ZM143 121V122H142ZM144 121H147V123H145L144 124ZM193 121V122H192ZM200 121V122H199ZM250 121V122H249ZM253 121V122H252ZM104 122H107V123H104ZM110 122V123H109ZM141 122V123H140ZM164 124H162V123ZM167 122H169V124L167 123ZM177 122H179V123H177ZM189 122V123H188ZM192 122V123H191ZM195 122V123H194ZM233 122V123H232ZM249 122V123H248ZM83 123H84V125H83ZM87 125H86V124ZM116 123V124H115ZM118 123V124H117ZM167 123V124H166ZM170 123H171V126H172V128L170 127ZM174 123V124H173ZM188 123V124H187ZM229 123H231V124H229ZM80 124V125H79ZM139 124V125H138ZM160 124V125H159ZM176 124V125H175ZM195 124H196V127H195ZM77 125V126H76ZM89 125V126H88ZM138 125V126H137ZM162 125V126H161ZM166 125H168L166 128H165V126ZM184 125H185V127H184ZM190 125H191V127H190ZM212 126L211 128H209L210 126ZM227 125H229L230 127L229 128H226V127H228ZM236 125V124H235ZM237 125H238V122H237ZM236 125V126H237ZM261 125V126H260ZM87 126V127H86ZM177 126V127H176ZM187 126V127H186ZM234 126V125H233ZM232 126V127H233ZM246 126V127H245ZM162 127V128H161ZM178 127H180V128H178ZM181 127H183V128H181ZM192 127H194V128H192ZM264 127V126H263ZM86 128V129H85ZM117 128V129H116ZM130 128H131V130H130ZM144 128V129H143ZM146 128H147V130H146ZM174 128H176L175 130H174ZM178 128V129H177ZM187 128V129H186ZM207 128V129H206ZM235 128H237V127H235L234 126V130L236 131V129ZM239 128H237L238 130H239ZM84 129H85V131H86V133H85V131H84ZM151 129V130H150ZM168 129H172L171 131L174 133V131H175V133H174V135H172V134H170V133H172V132H170V130L168 131ZM181 129V130H180ZM192 129V130H194V131H190V130ZM225 129H226V131L227 132H224V133H222V131H225ZM264 129V128H263ZM113 130V131H112ZM121 130V131H120ZM155 130V131H154ZM156 130H158L157 132H156ZM182 130H184V131H182ZM187 130V131H186ZM207 130V131H206ZM252 130V131H251ZM260 130H261V132H260ZM88 131V132H87ZM116 131H119V132H116ZM150 133H149V132ZM160 131V132H159ZM162 131V132H161ZM177 131H179V132H177ZM180 131H181V133H180ZM229 131V132H228ZM251 131V132H250ZM147 132V133H146ZM164 132V133H163ZM186 133V135L185 134H183V135H181L182 133ZM189 132H190V136H188L189 135ZM263 132V133H262ZM132 133V134H131ZM139 133H140V135H139ZM146 133V134H145ZM177 133H179L178 135H177ZM192 133V134H191ZM193 133H194V135H193ZM210 133V134H209ZM262 133V134H261ZM164 134V135H163ZM166 134V135H165ZM211 134H212V136L213 137H215L213 140H212V136H211ZM215 134V135H214ZM219 134H223V135H219ZM240 134V133H239ZM240 134V135H241ZM253 134V135H252ZM136 136H137V139H136ZM147 136V135H146ZM183 136V137H182ZM195 136V137H194ZM217 136V137H216ZM262 136H264V135H262ZM86 137V138H85ZM135 137V138H134ZM139 137V138H138ZM164 137H165V139H166V137H167V140H164ZM180 139V141L178 140V138ZM188 139H187V138ZM194 139H193V138ZM81 138H83V142H80L81 141ZM143 138V139H144ZM206 138V139H205ZM210 138V139H209ZM219 138H222V139H219ZM238 138H239V135H238ZM115 139V138H114ZM136 139V140H135ZM142 139V142H141V144H144L143 142H145L146 144H144L145 146L147 145V147H149L148 145L150 144L151 146H150V148L151 147H153L154 146V142L156 141V140H150V141H148V140H143ZM185 139V140H184ZM209 139V140H208ZM8 140H9V138H8ZM188 141V143L186 144V142L185 141ZM190 140V141H189ZM218 140H219V142H218ZM222 140V141H221ZM248 140V141H247ZM88 141H90V142H88ZM168 141L170 142V144L171 145H173V146H171L170 144H167L168 143ZM177 141H179V142H177ZM182 141H184V143L186 144V146L189 144V142H190V144L186 147L185 146V144L182 142ZM192 141V142H191ZM224 141V143H223V146H222V150L223 151H221V152H224V153H221V152H219V148H220V150H221V147L219 146V145H221L222 143L221 142H223ZM74 142H75V144H74ZM85 142V143H84ZM100 142H102V143H100ZM108 143V145H107V143ZM128 142V143H127ZM147 142H148V144H147ZM152 142H153V144H152ZM238 142V143H239ZM250 142H251V144H250ZM82 143V144H81ZM89 143V144H88ZM94 144V147L92 146L93 144ZM97 143H98V145H97ZM106 144V145H104V144ZM161 143V142H160ZM173 143V144H172ZM177 143H179V144H177ZM183 144V147L181 146V144ZM209 143H211V144H213V146L212 147H219V148H216V149H213V150H215V151H217L218 150V152H215V151H212V152H210V150L212 149H209V148H207L208 147V145H209ZM216 143H217V146H216ZM225 143H227V144H225ZM80 144H81V146H80ZM96 144V145H95ZM101 144V145H100ZM103 144V145H102ZM111 144V145H110ZM162 144V143H161ZM175 144H177V145H175ZM204 144H205V146H204ZM206 144H207V146H206ZM224 144H225V146L227 147L228 146V148H226L225 147V149H224ZM235 144V145H234ZM85 145V146H84ZM131 145V146H132ZM158 144H157V142H155V146H157ZM170 145V146H169ZM243 145V146H242ZM84 146V147H83ZM133 146V147H134ZM154 146V147H155ZM176 146V147H175ZM210 146V145H209ZM105 147V148H104ZM107 147H108V151L106 150H104V149H107ZM179 147V148H178ZM181 147V148H180ZM206 148V149H209V151L207 150L206 151V149H203V148ZM71 148V147H70ZM82 148V149H81ZM97 148V149H96ZM132 148V147H131ZM201 148H202V151H200L201 150ZM92 149V150H91ZM100 149H101V151H100ZM110 149V150H109ZM186 149V150H185ZM226 149H229L228 151H230V152H228V153H230V154H228L227 152H225L226 151ZM242 149V150H241ZM246 149H247V151H246ZM173 150V151H172ZM176 150V151H175ZM178 150V151H177ZM180 150H181V152H180ZM205 150V152H209V154H212V153H214V154H212L213 156L212 157H214L215 156V154L217 155V156H223L222 158L224 159V161H221L220 159H222V158H220V157H218L219 158V162L217 161L218 159H217V156H216V158L214 157V160H213V158L209 161V154L208 153H206V155H205V152H203ZM225 150V151H224ZM2 151V152H1ZM88 151V152H87ZM100 151V152H99ZM190 151V152H189ZM199 151V152H198ZM93 152V153H92ZM124 152H126V149L124 150ZM173 152V153H172ZM176 154H175V153ZM179 152V153H178ZM234 154H236V155H234ZM240 152H241V154H240ZM86 153H88L89 155H87ZM159 153V154H158ZM198 153H200L201 155H198ZM217 153H219V155L217 154ZM220 153H221V155H220ZM229 155L227 158L225 157L227 154ZM238 153V154H237ZM4 154V155H3ZM87 156H85V155ZM91 154V155H90ZM95 154H97L96 156H95ZM107 154V156H105ZM110 154H112V153H110ZM163 154V155H162ZM180 154V155H179ZM187 154H188V156H187ZM207 154L209 155V156H207ZM223 154V155H222ZM225 154V155H224ZM231 154H233V157H232V155ZM8 155H9V157H8ZM152 155V156H151ZM161 155V156H160ZM177 155H179L180 157H178ZM184 155V156H183ZM237 155H238V158H237ZM100 156V157H99ZM106 158H105V157ZM123 156V154L121 155V157ZM157 156L159 157V160L161 159V161L163 162V164H162V162L161 161H159L158 160V158H157ZM182 156H183V158H182ZM207 159V157H208V160H205V158ZM231 156V157H230ZM244 156H245V154H244ZM247 156L248 155H246V159H247ZM260 156H262L263 157V155H260ZM6 157H8V158H6ZM86 157V158H85ZM197 157V158H196ZM236 157V158H235ZM3 158V159H2ZM5 158L6 159H8L7 161H5ZM147 158V159H146ZM156 158V159H155ZM166 158V159H165ZM179 158V159H178ZM231 158V159H230ZM17 159V158H16ZM133 159V160H132ZM150 159V160H149ZM163 159V160H162ZM168 159V160H167ZM203 160V162H204V160L205 161H208L207 163L205 162V163H203L202 162V160ZM231 160V162H230V160ZM237 159V160H236ZM238 159H240L241 161H239ZM264 159V158H259L258 159V162H256V163H259V162H262V160ZM4 160V161H3ZM12 160H15L14 159V157L13 156H11V153H8V152H4L3 150H0V172L1 171H3L4 169H7V168H10V167H12V166H14L15 164H12L13 162H16V160L15 161H12ZM143 160L145 161V160H149V161H145V163H144V167L145 168H143V164H142V166L140 167L139 165H141V163H143ZM154 160H155V162H154ZM190 160V161H189ZM260 160V161H259ZM9 161H11V164H8L9 163ZM137 161V162H136ZM158 161V162H157ZM179 161V162H178ZM180 161H181V163H180ZM201 161V162H200ZM213 161V162H212ZM215 161L217 162V163H215ZM225 161H227V163H225ZM83 164H82V163ZM123 162V163H122ZM124 162H127L126 164L124 163ZM147 162H150L151 163V165H150V163H147ZM160 162H161V165H160ZM168 164H167V163ZM191 162V163H190ZM211 162H212V165H211ZM221 162V163H220ZM245 162H243V165H244V163ZM254 161H252L251 163H249V165L248 164H246L247 166H245V168H244V166L243 165H241L243 168H242V170H243V172H244V169H245V176H243L244 174H243V172H242V174L243 175H241L240 174V176H242V177H244V179H248V174H250V172H251V170L250 169H254V168H257V166H259L258 168H259V173L258 174H260V175H262V178L264 179V163L262 162L261 164H257V165H254V163H253ZM3 163V164H2ZM138 165H137V164ZM158 163V164H157ZM164 163H165V165H164ZM176 163V164H175ZM190 163V164H189ZM220 163V164H219ZM230 163V164H229ZM235 163V164H234ZM255 163V164H256ZM78 164H79V166H78ZM125 166H124V165ZM152 164L153 165H155L154 167L152 166ZM197 164V165H196ZM205 165V167H204V165ZM207 164H209L210 166L208 167V165ZM216 164V166H214ZM217 164H219V165H217ZM224 164V165H223ZM225 164H226V166H225ZM30 165H32V164H30ZM71 165L73 166V167H71ZM87 166V168H86V166ZM126 165L128 166V167H126ZM166 165L169 167H166ZM172 165V166H171ZM234 165V166H233ZM239 165V166H240ZM253 165V167H251V166ZM64 166V167H63ZM82 166V167H81ZM119 166H121V167H119ZM170 166H171V168H170ZM185 166V167H184ZM206 166H207V168H206ZM218 166V167H217ZM230 166V167H229ZM256 166V167H255ZM39 167V166H38ZM59 167H60V169H59ZM62 167H63V169H62ZM91 167V168H90ZM124 167L125 168H127V169H125V171H124ZM135 167V168H134ZM140 167V169H138ZM154 169H153V168ZM158 167V168H157ZM196 167H198V168H196ZM204 167V168H203ZM247 167V168H246ZM91 169V170H89V171H86V169ZM142 168V169H141ZM148 168V169H147ZM195 168V169H194ZM203 168V169H202ZM228 168H233V169H231V171H230V169H228ZM260 168H261V170H260ZM85 169V170H84ZM133 169V170H132ZM159 169H161V171H158ZM228 169V170H227ZM247 169V170H246ZM42 170H44V168L43 169H40L38 172H42ZM79 170H82V173H80V171ZM127 170H129V171H127ZM138 170V171H137ZM146 170V171H145ZM257 172H258V170L257 169H255ZM45 171V170H44ZM44 171L42 172V173H44ZM79 171V172H78ZM83 171L85 172V174L83 173ZM110 171H112V168L110 169ZM124 171V173H122ZM127 171V172H126ZM135 171V172H134ZM145 171V173H143ZM148 171V172H147ZM153 171H155V172H153ZM166 172V173H164V172ZM207 171H208V173H207ZM77 172V173H76ZM140 172V173H139ZM184 172V173H183ZM190 172V173H189ZM192 172V173H191ZM71 174V175H70ZM84 174V175H83ZM117 174H119L118 176H117ZM123 174V175H122ZM210 174V175H211ZM14 177H12V181H14V180H19L18 178H22V180L21 181H24V182H26L28 185L31 183V182H33L37 177H36V175H35V172H34V168L33 167H30V168H28V169H26L25 170V172L23 173V174H18L17 172H15L14 174ZM70 175V176H69ZM73 175V176H72ZM78 175V176H77ZM135 175V176H134ZM146 175V176H145ZM25 176H26V178H25ZM75 176V177H74ZM83 178V180L80 178ZM89 178H88V177ZM144 176V179H143V181H141L140 179H142V177ZM164 176V177H163ZM185 176V177H184ZM189 176V177H188ZM87 177V178H86ZM102 177V178H101ZM133 179H132V178ZM177 177V178H176ZM14 178V179H13ZM91 178V179H90ZM140 178V179H139ZM146 178H147V181H146ZM183 178V179H182ZM215 178H216V176H215ZM217 178H219V177H217ZM92 179H94V180H92ZM103 179H105V180H103ZM108 179V180H107ZM131 179H132V181H131ZM173 179V180H172ZM182 181H181V180ZM240 179H241V177H240ZM243 179V178H242ZM70 180V181H69ZM93 181V183H92V181ZM99 180V183H100V181H101V185H99L98 186V188H97V183H96V181H98ZM124 180V181H125ZM145 180V181H144ZM169 180V181H168ZM66 181H67V184H65L66 183ZM74 181H75V183L77 184L76 186L78 187H74V188H70L71 187V185H72V183H74ZM81 183H80V182ZM86 181V182H85ZM111 181V182H110ZM122 181V180H121ZM120 181V182H121ZM140 181V182H139ZM168 181V182H167ZM243 181V180H242ZM65 182V183H64ZM69 182V183H68ZM125 182V183H126ZM171 182V183H170ZM92 183V184H91ZM97 185H96V184ZM109 183V185L107 186V184ZM138 183L139 184H141V185H139L138 186ZM168 183V184H167ZM170 183V184H169ZM187 183V182H186ZM9 184V185H8ZM64 184V185H63ZM94 184V185H93ZM150 184V185H149ZM167 185V187L165 186V185ZM171 184H173V185H171ZM176 184V185H175ZM106 185V186H105ZM67 188H66V187ZM90 186H92L91 188H90ZM131 186L133 187V188H131ZM145 186H147V188L145 187ZM198 186L200 187V188H202V187H204L200 182H197L196 184H195V188L193 187V190L195 191V192H198V190H199V188H198ZM202 186V187H201ZM244 187H243V191L244 192H250L251 190H252V188H253V186H251V187H247V186H245V185H243ZM82 187V188H81ZM93 187H94V191H93ZM103 187L106 189H104V190H102L103 189ZM143 187H145L144 188V190H143ZM173 187V188H172ZM9 188H11V185H10V183H9V180H4V179H2L1 177H0V198L1 197H3V196H5V194H6V192H7V190H9ZM22 188V187H21ZM63 188V189H62ZM91 189V190H89V192H91V193H89V192H87L88 190L87 189ZM102 188V189H101ZM141 188H142V190H141ZM164 188V189H163ZM65 189V190H64ZM69 189H72V190H70V193H69ZM99 189V190H98ZM127 189V190H126ZM129 189H131V190H129ZM18 190H21V189H18ZM81 190V192L80 193H78V191H80ZM85 190H87L86 192H85ZM101 190V191H100ZM118 190V191H117ZM140 190V191H139ZM156 190V189H155ZM158 190H156V191H158ZM169 190H171V191H169ZM64 191H66V193H64ZM74 193H73V192ZM98 191V192H97ZM104 191V192H103ZM129 192V193H127V192ZM150 192L148 195H147V192L146 193H142L143 195H141V192ZM243 191H240V193H239V196L241 197V196H243L245 193L243 192ZM85 192V193H84ZM97 192V195H99V196H97V197H95L96 196V193ZM116 194H115V193ZM122 192V193H121ZM135 192V193H134ZM138 192V193H137ZM169 192V193H168ZM56 193H57V191H56ZM86 195V194H91V196L89 195H87V197L84 195V194ZM103 193V194H102ZM108 193V194H107ZM127 193V194H126ZM59 194V195H60ZM72 194H74V195H72ZM151 194H152V196H151ZM102 197H101V196ZM108 195V196H107ZM136 195V196H135ZM139 195H141L140 197H139ZM80 196H84V197H86V198H84V197H81L80 198ZM113 196H115L114 198H113ZM127 196V197H126ZM138 196V197H137ZM112 197V198H111ZM119 199H118V198ZM143 197V198H142ZM149 197H152V199L154 200V201H149L148 203V206L147 205H144L145 204V199H149ZM165 197H163V198H160V199H162L163 200V202H164V198ZM257 197H258V200H259V202L260 201H262V203L263 204H261V203H256V202H258L257 201ZM260 197V198H259ZM93 198H95V199H93ZM135 198H137V199H135ZM107 199V200H106ZM133 199H135V200H138V204H142V205H144V206H142L141 205V207H139L135 212L133 211V213L132 212H130L131 210H130V206L131 205H133L135 202H133V201H135V200H133ZM147 199V200H148ZM31 200V199H30ZM92 200H94L96 203L94 204V208H92L91 209V207H89L90 206V204L92 205V202H94V201H92ZM97 200V201H96ZM100 200H101V202H100ZM112 200V201H111ZM144 200V202L142 203V201ZM65 201H68V203H67V205L65 206L64 204H65ZM132 201V202H131ZM140 201V202H139ZM71 202V203H70ZM108 202H110V203H108ZM130 202V203H129ZM168 202H169V200H168ZM112 203V204H111ZM132 203V204H131ZM256 203V204H255ZM75 204V206L73 207V205ZM87 204H88V206H87ZM96 204H97V207H96ZM131 204V205H130ZM146 204H147V202H146ZM260 204V205H259ZM83 205H85V206H83ZM103 205V206H102ZM105 205H107L106 206V208L104 207ZM119 205V206H118ZM81 206V208H78V207H80ZM128 206V207H127ZM147 206V207H146ZM165 206H167V202L165 203V205H162V206H160V210L162 209L163 210V208H164V210L165 211H167V208L165 207ZM263 207V208H260V207ZM89 207V208H88ZM103 207V208H102ZM126 207V208H125ZM253 207V208H254ZM71 208L73 209V210H76V214H74V215H77V213L80 215V216H78L77 215V217H74V216H70L71 215V213L68 215V213H69V211L71 210ZM84 210H83V209ZM105 208V209H104ZM108 208H109V210H108ZM111 208V209H110ZM116 208H117V210H116ZM143 208V209H142ZM81 210H83V212H82V214H81V212H79V211H81ZM97 210H98V212H97ZM107 210V211H106ZM123 210V211H122ZM244 210V209H243ZM6 211H7V214H9L10 212V214H12L11 216L10 215H7L6 214ZM85 211V212H84ZM114 211H116L115 213H114ZM128 211V212H127ZM145 211V212H144ZM101 212H104L103 214L101 213ZM139 212H141V213H139ZM144 212V213H143ZM84 213V214H83ZM85 213H88V214H85ZM95 213V214H94ZM101 213V214H100ZM113 213V214H112ZM120 213V215L118 216V214ZM125 213H127L126 215H125ZM4 214V215H3ZM14 214V215H13ZM93 214H94V216H93ZM130 214H132V215H130ZM6 215V216H5ZM81 215H82V217H81ZM92 215V216H91ZM125 215V216H124ZM128 215V216H127ZM130 215V216H129ZM146 215V216H145ZM256 215H258V216H256ZM8 216V217H7ZM13 216V217H12ZM17 216H23L22 218L20 217V219L18 218V219H16L17 218ZM26 218H25V217ZM28 216V217H27ZM42 216H44V218H42ZM91 216V217H90ZM136 216V217H135ZM140 217V219L139 220H137L138 218L137 217ZM248 216V217H247ZM256 218H254V217ZM262 216V217H261ZM2 217L4 218V220H1L2 219ZM73 217H74V219H73ZM78 217H80V219H78ZM90 217V218H89ZM130 217V218H129ZM134 217H135V219L138 221V222H135V223H133V220L135 221V219H134ZM253 218V219H251V218ZM77 218V219H76ZM122 218V221L120 220ZM123 218H126L125 220H124V222H123ZM128 218V219H127ZM143 218V219H142ZM249 218V219H248ZM133 219V220H132ZM250 219H251V221L252 222H250ZM120 220V221H119ZM131 220V221H130ZM14 221V222H13ZM22 221V222H21ZM148 221V220H147ZM249 221V222H248ZM106 222V223H105ZM120 223L119 224V226H118V224L116 225V223ZM122 222V223H121ZM132 222V223H131ZM143 222V223H142ZM254 222V223H253ZM142 223V224H141ZM149 223V224H148ZM246 223V224H245ZM121 224H123V225H121ZM132 224H134V225H132ZM137 224V225H136ZM144 224V225H143ZM152 224L154 225V226H152ZM241 224V225H240ZM247 225V226H245V225ZM251 224H254V226H253V228L252 227H250V226H252ZM114 225V226H113ZM239 225L241 226V227H239ZM83 226V227H82ZM189 227L190 226H192V224H189L188 225ZM128 227V228H127ZM131 227V229H129ZM146 227H148V228H146ZM153 227H155V228H153ZM83 228V229H82ZM176 230H175V229ZM186 228H188V227H186ZM241 228V229H240ZM243 228V229H242ZM256 228V229H255ZM259 228V229H258ZM56 229V230H55ZM77 229H79V230H77ZM140 229V230H139ZM147 229V230H146ZM157 229H159V227L157 228ZM168 229V231H166ZM171 229V231H169ZM174 231H173V230ZM251 229L253 230V229H255V230H253L252 232H251ZM258 229V230H257ZM143 230V231H142ZM144 230H146V231H144ZM152 230V231H151ZM141 231V232H140ZM148 231V232H147ZM241 231L243 232V235H242V233H241ZM244 231H250V233L251 234H249V235H245L246 233L244 232ZM260 231V232H259ZM25 232V233H24ZM31 232V233H30ZM133 232V233H132ZM140 232V233H139ZM179 232V233H178ZM237 232H238V234H237ZM126 233H127V235H126ZM137 233V234H136ZM150 233V234H149ZM155 233V234H154ZM168 233H171L170 235L168 234ZM224 233V234H223ZM240 233V234H239ZM135 234V235H134ZM180 234V235H179ZM196 234H197V236H196ZM228 234V235H227ZM233 234H234V236H233ZM63 235V236H62ZM151 235V236H150ZM200 235V234H199ZM227 235V236H226ZM253 235V236H252ZM259 235V236H258ZM7 236H9V239L8 240H6V239H4L5 237H7ZM56 236V237H55ZM126 236V237H125ZM145 236H146V240H145ZM150 236V237H149ZM161 236V235H160ZM194 238H193V237ZM226 236V238H224ZM238 236V237H237ZM249 236H251V237H249ZM256 236H257V238L258 237H260V239L258 238H256ZM137 237H139V238H137ZM153 237V238H154ZM159 237V236H158ZM232 237V238H231ZM234 237V238H233ZM2 238H3V240L4 241H6V244H4V242L2 241ZM54 238V239H53ZM64 238V239H63ZM180 238V239H181ZM189 238V237H188ZM202 238V239H201ZM241 238H245V239H241ZM254 238H256V239H254ZM15 239V240H14ZM73 239V242L72 241H70V240H72ZM150 239H152V240H150ZM206 239V240H205ZM234 239H236V240H234ZM12 240H14V241H12ZM44 240V241H43ZM49 240V241H48ZM60 240V241H59ZM75 240V241H74ZM76 240L78 241V242H76ZM133 240H134V242H136V243H134L133 242ZM140 241V242H142L143 243V245H142V243H139V242H137V241ZM143 240H145L144 242H143ZM231 240V241H230ZM8 241V242H7ZM18 241V242H17ZM46 241V242H45ZM48 241V242H47ZM196 241V240H195ZM204 241H206V242H204ZM230 241V242H229ZM255 241V242H254ZM16 242V243H15ZM42 242H44V243H42ZM72 242V243H71ZM129 242V243H128ZM149 244H148V243ZM257 242V243H256ZM8 243H9V245H8ZM24 243L25 244H27V245H24ZM28 243H30L29 245H28ZM75 243H77L78 245H79V248L81 249H83V247H84V249L83 250H81L80 251V249H78L77 247H78V245L77 244H75ZM115 243V244H114ZM119 243H121V244H119ZM131 243H133V245L131 244ZM141 244V245H139V244ZM217 243V244H216ZM250 243V244H249ZM253 243V244H252ZM19 244V245H18ZM35 244H37V245H35ZM38 244H41V245H38ZM80 244H81V246H80ZM136 244H138V245H136ZM246 244H248V246L246 245ZM252 244V245H251ZM15 245V246H14ZM23 245V246H22ZM75 245H77V246H75ZM84 245V246H83ZM119 245V246H118ZM128 245V246H127ZM130 245V246H129ZM152 245V246H151ZM177 245V246H176ZM236 245V246H235ZM246 245V246H245ZM261 245V246H260ZM8 246V247H7ZM22 246V247H21ZM27 246H29V247H27ZM87 248H86V247ZM119 248H118V247ZM123 246V247H122ZM138 246L140 247V248H138ZM146 246H149V251L150 250H152V251H144V250H147V248L148 247H146ZM185 247L186 245H182V240L179 242V243H176V244H174L173 245V247ZM225 246H226V249H225ZM233 246V247H232ZM259 246V247H258ZM14 248L15 249V251L14 250H11L12 248ZM18 247H19V249H18ZM102 247H104V248H102ZM218 247V248H217ZM229 247V248H228ZM232 247V249H234L233 251H232V249L230 250V248ZM244 247V248H243ZM9 248V249H8ZM21 248V249H20ZM24 248V249H23ZM58 248V249H57ZM141 248H143L142 250H141ZM154 248V249H153ZM213 248V249H212ZM221 248H223V249H221V251H220V249ZM247 248V249H246ZM249 248V249H248ZM27 249V250H26ZM87 249V250H86ZM90 251H89V250ZM137 249H139V250H137ZM216 249V250H215ZM238 249V251H236V250ZM242 249V250H241ZM10 250V251H9ZM126 250H128L127 251V253H126ZM133 250H137V251H133ZM153 250H154V252H153ZM223 250H224V252H223ZM243 250L245 251V252H243ZM7 251V252H6ZM60 251V252H59ZM71 251V252H70ZM74 251H76V252H74ZM77 251H79V252H77ZM84 251V252H83ZM123 251V252H122ZM133 251V252H132ZM207 251H210V252H212V253H210L209 252V254H205V253H207ZM226 251V252H225ZM232 251V252H231ZM240 251H242V252H240ZM9 252V253H8ZM38 253V255H37V257L36 256H34L35 255V253ZM39 252L40 253H42V255L41 254H39ZM82 252V253H81ZM91 252V253H90ZM125 252V253H124ZM129 252H132V254L131 255H129L130 253ZM163 252V253H162ZM181 252H183V251H181ZM201 252V253H200ZM220 252H222V253H220ZM231 252V253H230ZM13 253V254H12ZM74 253V254H73ZM124 254V256L122 255V254ZM129 253V254H128ZM133 253H136V254H133ZM158 253V254H157ZM167 255H166V254ZM199 253V254H198ZM29 254H30V257H29ZM32 254V255H31ZM114 254V255H113ZM151 254H154V255H151ZM219 254H221L222 256H220ZM242 254V255H241ZM209 255V256H208ZM237 255V256H236ZM241 257H240V256ZM33 256V257H32ZM235 256L237 257V258H235ZM239 256V257H238ZM32 257V258H31ZM162 257V258H161ZM181 257H183V258H181ZM186 257V258H185ZM201 257V258H200ZM207 257H208V259H207ZM220 257H222V258H225V259H220ZM229 257H231V258H229ZM164 258H165V260H164ZM177 258H179V259H177ZM25 259V260H24ZM146 259H148V260H146ZM154 259V260H153ZM162 259V260H161ZM168 259V260H167ZM173 259H174V261H173ZM228 261H227V260ZM235 259V260H234ZM164 260V261H163ZM170 260V261H169ZM180 260H182V261H180ZM223 260H226L225 262H223ZM235 261L234 263H232V261ZM137 261V262H136ZM139 261V262H138ZM161 261V262H160ZM185 263H184V262ZM182 262V263H181Z\"/></svg>","mask_w":264,"mask_h":264},{"label":"bare ground","instance_id":"6f19581e","mask_svg":"<svg viewBox=\"0 0 264 264\" xmlns=\"http://www.w3.org/2000/svg\"><path fill=\"white\" fill-rule=\"evenodd\" d=\"M35 1L36 0H0V150H3L4 152H8V153H11V156H13L14 157V159L16 160V162H13L12 164H15L14 166H12V167H10V168H7V169H4L3 171H1L0 172V177L2 178V179H6V180H9V183H10V185H11V188H9V190H7V192H6V194H5V196H3V197H1L0 198V203L1 202H3V205L4 206H7L8 208H11V209H9V211H11L12 213H14L15 214V217H16V215H22V214H24V213H28L29 212V208H31V209H33V208H35L36 210H38L39 212L40 211H44L45 213H46V215H45V217L47 218V216H51L52 214H53V212H54V214L55 213H60V214H63L64 213V209H65V207H63V198L65 197V196H63V195H61L58 191H60V189H61V183H62V178L64 177V176H66V174H60V173H55L54 174V172L52 171H48V169H47V165L46 164H70L71 163V161L72 162H75L76 160H78V163H79V159H81L80 157H79V159H76L78 156H77V154H78V149H76V147L78 146L77 144H75V142H74V144L75 145H73V146H70V144H69V142L70 141H76V140H78L81 136H82V133H83V131H82V129L84 128V123H83V125L84 126H80V127H83V128H80L79 126H77V127H74V125L75 124H77V123H82V122H86L85 120L87 119V118H89V117H91L92 116V112L90 113V109H91V102H92V97H91V94H94L93 92L94 91H96V95H97V92H98V88L99 87H97V84L95 85L96 87V89L93 91V90H87V92L86 91H84V88H83V85H85V84H80L81 82H76V80L84 73V75H86L87 77H85L84 76V78H86L85 80H87V78H88V81L89 80H92V81H96V80H98V79H101V78H103L105 75V73L103 72V69L104 68H101L100 66V63L101 62H105V60H104V56L102 57V55H101V53H100V51L98 50V49H94V50H91L90 49V44L91 43H93L92 42V40H95V39H97L99 36H102L104 33H108L109 31H111V33L112 32H116V30L117 29H127V28H130V27H134L135 25H137V24H139L138 22H140L139 20L140 19H138V21H137V17H130V16H128V14L126 15V12H124V10L123 9H121V10H123V11H121L120 9H119V5H122V4H120V3H123V2H125V1H127V0H68L69 2H65V1H67V0H51L52 2H54L53 4L52 3H49V2H47V3H49V4H47V5H44V7L43 6H41V7H43V10H41V9H38V8H40V4L39 5H34L35 4ZM42 1V0H41ZM47 1H49V0H47ZM50 1V2H51ZM105 1V2H104ZM129 1V0H128ZM166 1V0H165ZM174 0H167L166 2H164V3H166L168 6H170L169 8L171 9L172 7V5L174 4V2H176V0L173 2ZM206 1V0H205ZM208 1H210V0H208ZM219 1H221V0H219ZM238 1V0H237ZM240 1V0H239ZM256 1V0H255ZM257 1H259V0H257ZM37 2V1H36ZM40 2V1H39ZM72 2H74V3H72ZM184 3V1L182 2V0H177V2L176 3ZM191 1L190 0H187V3L189 4ZM194 2V1H193ZM207 2V1H206ZM210 2H212V1H210ZM215 2H216V0H215ZM222 2V1H221ZM236 2V1H235ZM235 2H234V4H235ZM240 2H243V1H240ZM245 2V1H244ZM247 2V1H246ZM245 2V3H246ZM42 3L43 2H41V5H42ZM127 3V2H126ZM178 3V4H179ZM192 3V2H191ZM190 3V4H191ZM195 3V2H194ZM248 3V2H247ZM249 3H251V1L249 2ZM254 4H255V2H253ZM38 4V3H37ZM128 4V3H127ZM177 4V6L175 7V5H174V9L176 8L177 9V7H179L180 6V4L178 5ZM186 4V1H185V3H184V5ZM189 4V5H190ZM222 4H225L224 2L222 3ZM252 4V3H251ZM262 4H264V1H263V3ZM167 5H165L164 4V6H167ZM183 5V4H182ZM194 5V4H193ZM193 5H191V7L193 6ZM195 5L197 6V4L195 3ZM238 5L240 6V4H239V2H238V4L236 5V7H238ZM242 5V4H241ZM246 5V4H245ZM244 5V6H245ZM39 6V7H38ZM163 6V5H162ZM162 6H160V10L162 9L161 7ZM167 6V7H168ZM195 6V7H196ZM224 6H227V4L226 5H224ZM249 6V5H248ZM252 6L253 5H251L250 7L252 8ZM263 6V5H262ZM132 7V6H131ZM183 7V6H182ZM185 7H187V4L184 6V9L186 10L187 8H185ZM191 7H189L188 6V8H191ZM194 6H193V10H194V8H195ZM208 7V6H207ZM222 7V6H221ZM241 7H243V6H240V8ZM261 7V6H260ZM125 8V7H124ZM199 8V7H198ZM204 8V7H203ZM224 7H222V9H223ZM226 9H228L227 7H225ZM225 8L223 9V12H225L224 10H225ZM239 8V7H238ZM264 8V7H263ZM133 9V8H132ZM131 9V10H132ZM183 9V8H182ZM181 9V11L183 12V11H185V10H182ZM201 9V8H200ZM210 9V8H209ZM236 9V8H235ZM250 9V8H249ZM249 9H247V11L246 12H248L249 11ZM108 10V13H109V11H110V13L109 14H107V11ZM126 10V9H125ZM159 10V11H160ZM166 10V9H165ZM178 10V9H177ZM201 10H203V9H201ZM239 10V9H238ZM241 10V9H240ZM239 10V11H240ZM243 10V9H242ZM142 11V10H141ZM141 11L139 12L140 14H142L141 13ZM162 11H163V9H162ZM169 11V10H168ZM173 11V10H172ZM176 11V10H175ZM175 11H173L175 14V16L178 14V13H176ZM180 11V12H181ZM191 11V10H190ZM209 12L210 14H212L210 11H212L211 9L210 10H207L206 9V12ZM236 11V10H235ZM238 11V12H239ZM252 11H254V10H252ZM201 12V14L202 13H204L205 12V10H204V12H202V11H200ZM205 12V13H206ZM222 12V13H223ZM238 12L236 13V12H233V13H235V14H232V15H236V14H238ZM242 11H240V14H242L241 13ZM256 11H254L253 13H254V15H256V13L258 12H260V11H257L256 13H255ZM263 12H264V10H262V12H260V13H262L263 14ZM183 13H185V12H183ZM182 13V14H183ZM209 13H206V14H209ZM253 13H251V15L253 14ZM257 13V14H258ZM260 13H259V15H260ZM181 14V15H182ZM228 14H229V12H228ZM240 14H238V17H239V15ZM244 14V13H243ZM147 15V14H146ZM153 15V14H152ZM179 15V14H178ZM178 15H177V17H178ZM185 15V14H184ZM186 15H187V12H186ZM213 15H214V13H213ZM223 15H224V13H223ZM246 15V14H245ZM250 15V16H251ZM264 15V14H263ZM144 16V15H143ZM206 16H208V15H206ZM216 17H219V16H217V15H215ZM225 17H224V19L223 20H225V18H226V15H224ZM237 16V15H236ZM241 16V15H240ZM247 16V15H246ZM130 17V18H129ZM146 17V19H144V20H146V22H147V24H146V29H143V30H146L147 31V29L148 30H150V32L151 31H153V34H154V32L156 31V29H157V27L158 28H160V26L161 25H157V23H156V21L155 22H153L149 17H147V16H145ZM151 17H153V16H151ZM180 17V16H179ZM199 17V16H198ZM198 17H196V18H198ZM203 17V16H202ZM229 16H227V18H228ZM244 17V16H243ZM252 17V16H251ZM250 17V18H251ZM255 17V16H254ZM260 17H262V15H260ZM260 17H259V19H260ZM201 18V17H200ZM200 18H198L199 19V21L201 20ZM256 19L254 20L255 22L258 20L257 18H258V16L257 17H255ZM264 18V17H263ZM37 19V20H36ZM152 19H154V18H152ZM181 19V18H180ZM195 19V18H194ZM239 19V18H238ZM254 19V18H253ZM24 20H25V22H24ZM28 20V21H27ZM29 20H33V22H34V25L35 26H37L36 24H38V27L40 26V28H41V30H40V32L38 33V31H37V33H35L34 31H33V29H32V27H30L31 25H32V21H29ZM177 20V19H176ZM197 20V19H196ZM203 20V19H202ZM202 20H201V26H202V23L204 24V21L202 22ZM206 20H207V23H208V20H209V18H206ZM219 20H220V18H219ZM219 20H217V21H219ZM229 20V19H228ZM231 20H234V17L231 19ZM241 19H239V21H240ZM263 20V19H262ZM261 20V21H262ZM237 21V20H236ZM241 21H243V20H241ZM240 21V22H241ZM23 22L24 23H26L27 24V26H25V27H23L24 25H23ZM28 22H30L31 23V25L30 24H28ZM35 22H36V24H35ZM112 23V27H108L107 25H105V26H107V27H104V26H102V25H104V24H108V23ZM182 22V21H181ZM206 22V21H205ZM209 22H212V21H209ZM225 22V21H224ZM247 22V21H246ZM249 22V21H248ZM255 22H253V23H255ZM264 22V21H263ZM174 23V22H173ZM198 23V24H199ZM218 23H220V22H218ZM221 23H223V22H221ZM234 23H236V22H234ZM233 23V25H235ZM238 23V22H237ZM251 23V22H250ZM253 23H251L252 24V26L254 25ZM262 22H260V24H261ZM170 24V26L169 27H171V24H172V22L171 23H169ZM175 24V23H174ZM174 24H173V26H174ZM189 24V23H188ZM194 24H196L197 25V23L195 22ZM199 24V25H200ZM240 23H238V24H236V25H238L239 26V28H240V25H239ZM243 24H245V23H243ZM248 24V23H247ZM260 25V24H258V22H256L255 23V25ZM263 24V23H262ZM145 25V24H144ZM212 27H213V25H212V23L210 24ZM219 25V24H218ZM221 26H222V24H220ZM250 25V24H249ZM142 25H140V27H141ZM165 26V25H164ZM172 26V27H173ZM178 25H176V27H177ZM194 26V25H193ZM198 26V25H197ZM200 26V27H201ZM205 25H203V27H204ZM207 26H208V24H207ZM216 26V25H215ZM241 26H242V23H241ZM248 26V25H247ZM263 27H264V25H262ZM261 26V27H262ZM137 27V26H136ZM145 27H142V28H145ZM162 27V26H161ZM171 27V34L173 33H175V34H178L177 32H175L174 30H175V28L173 29ZM175 27V26H174ZM180 27H182V26H180ZM191 27H192V25H191ZM211 27V28H212ZM219 27V26H218ZM235 27V26H234ZM233 27V28H234ZM249 27V26H248ZM260 27V26H259ZM37 28V27H36ZM109 28H112V29H109ZM164 28V27H163ZM168 28V27H167ZM164 28L163 30H168V29H170V28ZM185 28V27H184ZM195 28H197L196 26H195ZM199 28V27H198ZM197 28V29H198ZM206 28V27H205ZM222 28V27H221ZM237 28V27H236ZM236 28H234V29H236ZM247 28V27H246ZM246 28H244V30L246 29ZM252 28V27H251ZM258 28V27H257ZM256 28V29H257ZM136 29V28H135ZM154 29H155V31H154ZM173 29V30H172ZM201 30H202V28H200ZM213 29V28H212ZM254 27H253V32H254ZM255 29V32H257V30ZM260 29V28H259ZM258 29V30H259ZM130 30V29H129ZM162 30V33L164 32V33H166L165 31H163ZM195 30V29H194ZM199 30V29H198ZM197 30V31H198ZM221 30V29H220ZM222 30H224V29H222ZM240 30V29H239ZM131 31V30H130ZM135 31V30H134ZM137 31H139V30H137ZM141 31V30H140ZM169 31V30H168ZM173 31V32H172ZM209 31V30H208ZM207 31V32H208ZM211 31L212 30H210L208 33H209V35H210V33H211ZM214 32H215V30H213ZM247 31V30H246ZM249 31H251V29H249ZM261 31H263L262 29H261ZM132 32V31H131ZM143 32V31H142ZM161 32V31H160ZM244 33H245V31H243ZM248 32V31H247ZM254 32V33H255ZM264 32V31H263ZM117 33H120V30H119V32H117ZM134 33V32H133ZM137 33V32H136ZM143 33H145V32H143ZM152 33V32H151ZM168 33H170V32H167L166 34H168ZM203 33V32H202ZM220 33V32H219ZM249 33V32H248ZM247 33V34H248ZM110 34V33H109ZM108 34V35H109ZM113 34V33H112ZM128 34H130V33H128ZM161 34V33H160ZM170 34V35H171ZM173 34L171 35V36H173ZM212 34H213V32H212ZM211 34V35H212ZM221 34H224V33H221ZM250 34H251V32H250ZM262 34V33H261ZM105 35V34H104ZM108 35H107V37H108ZM144 35V34H143ZM142 34H138V35H132L133 37H131V39H130V37L127 35V37H129V39H126V42L123 44L124 46H125V52L128 50L129 52H131V49L134 47V45H136V44H142V42H143V39H145V36H143ZM155 35V34H154ZM158 35V34H157ZM169 35V38L171 37ZM203 35V34H202ZM205 35H207V34H205ZM204 35V36H205ZM207 36V37H210V36ZM214 35V34H213ZM213 35L211 36V37H213ZM239 35H241V34H239ZM263 35V34H262ZM111 36V35H110ZM116 37L118 36V35H115ZM123 36H125V35H123ZM150 36H151V34H150ZM164 36V35H163ZM215 36V35H214ZM220 36V35H219ZM218 36V37H219ZM224 36V35H223ZM244 36V35H243ZM253 36H254V34H253ZM104 37V36H103ZM102 37V38H103ZM120 37V36H119ZM126 37V36H125ZM157 37V36H156ZM206 37V36H205ZM204 37V38H205ZM207 37H206V39L205 40H207V41H209L208 39H207ZM210 37V38H211ZM216 37V36H215ZM239 37V36H238ZM237 37V38H238ZM257 37H258V35H257ZM262 37V36H261ZM102 38H101V40H102ZM150 38V37H149ZM160 38H162V37H160L159 36V39ZM171 38H173V37H171ZM170 38V39H171ZM200 38V37H199ZM203 38V37H202ZM107 41H108V39L107 38H105ZM105 39H103V44L105 43L104 42V40ZM113 39V38H112ZM168 39V38H167ZM167 39H166V41H167ZM169 39V40H170ZM216 40H217V38H215ZM259 39V38H258ZM22 40V41H21ZM101 40H99V41H101ZM109 40H111V39H109ZM120 40V39H119ZM161 40V39H160ZM159 40V41H160ZM168 40V41H169ZM185 40L186 39H184V41H183V43L185 42ZM188 40V39H187ZM201 40V39H200ZM204 39H203V41H205ZM211 40V39H210ZM263 40H264V37H263ZM116 41V40H115ZM114 41V42H115ZM147 41V40H146ZM157 41V40H156ZM158 41V42H159ZM203 41H200V42H203ZM211 41H213V39L211 40ZM210 41V42H211ZM258 41V40H257ZM16 42L18 43L19 42V44H21L20 42H22L23 44L21 45V46H16ZM97 42V41H96ZM95 42V43H96ZM162 42H164V39L162 38V41H161V45H162ZM190 42V41H189ZM189 42L187 43V45H189ZM195 42H197V41H195ZM195 42H193V43H195ZM261 42V41H260ZM94 43V44H95ZM99 42H97L96 43V45L98 44ZM122 43V42H121ZM186 43H184L183 45L186 47ZM192 43V42H191ZM192 43V44H193ZM206 44V45H208V44H210L211 45V43H206V42H203L202 44ZM214 43H216V46H217V41L215 42V40H214ZM218 43H221L220 41L218 42ZM222 43H224V40H223V42ZM102 44V45H103ZM157 44V43H156ZM164 44V43H163ZM192 44H190V45H192ZM199 44V43H198ZM256 44V43H255ZM261 44V43H260ZM99 45V44H98ZM114 45V44H113ZM120 45V44H119ZM142 45H144L145 46V44L143 43ZM180 45H182V44H179L178 46H180ZM205 45V46H206ZM258 44H256L255 46H257ZM264 45V44H263ZM123 46V47H124ZM175 46V45H174ZM192 46H194V45H192ZM198 46H200V44L198 45ZM204 48H208V46H204V45H202ZM201 46V47H202ZM222 47H224L225 46V43H224V46H223V44L221 45ZM240 46V45H239ZM245 46V45H244ZM259 46V45H258ZM257 46V47H258ZM46 47H48V50H47V48ZM116 48H117V46H115ZM149 47V46H148ZM188 47V46H187ZM186 47V48H187ZM196 49H197V44L195 43V46H194ZM194 47H192V48H194ZM200 47V48H201ZM210 47V46H209ZM212 47V46H211ZM214 47V49H216L215 48V46H213ZM212 47V48H213ZM242 47H243V45H241V49H242ZM251 47H254V45H252ZM261 47H263V46H261ZM4 48H7V49H9L8 50V52L6 53V52H3V49ZM98 48V47H97ZM107 48V47H106ZM109 48H111V47H109ZM115 48V49H116ZM119 48H120V46H119ZM122 48V47H121ZM136 48V47H135ZM135 48H133V50L135 49ZM139 48V47H138ZM137 48V49H138ZM141 48V47H140ZM139 48V49H140ZM173 49H174V51L176 50L175 48H178V49H182L183 47H181V48H179V47H172ZM199 48V47H198ZM198 49V50H202V49ZM204 48H203V50H204ZM93 49V48H92ZM112 49V48H111ZM127 49V50H126ZM130 49V50H129ZM136 49V50H137ZM139 49H138V53L141 51H139ZM144 48L142 47V51H144L143 50ZM152 49V48H151ZM172 49V50H173ZM185 49V48H184ZM188 49V48H187ZM187 49H185L186 51H188ZM191 49V48H190ZM195 49V50H196ZM214 49H213V51H214ZM217 49H218V47H217ZM240 49V48H239ZM248 49V48H247ZM257 49V48H256ZM260 49V48H259ZM105 49H103V52H108V51H110L109 49H108V51H104ZM149 51H150V49H148ZM148 50H147V47H146V51L148 52ZM155 50V49H154ZM157 50V49H156ZM198 50H196V51H198ZM202 50V51H203ZM207 50V49H206ZM230 50V49H229ZM51 51V54L52 53H54V54H56L57 55V61L56 62H54V61H52V63L49 65L48 63H47V65H44L43 64V66H41V67H39V65H38V67H34L35 66V64H34V66L31 64V66L30 67H27V68H25V70H27L28 71V76L27 77H23V75H24V71H23V67H21V65H19V63L17 64V63H13L12 62V64H5V62H4V64L5 65H3V63L1 62V59L3 58V59H5L6 57H13L14 55H16V57L17 58H19V57H23V58H29V57H33V58H37V59H39V60H43V59H46V60H48V59H53L52 58V55L51 54H49V52ZM121 51H122V49H121ZM178 51V50H177ZM183 51V50H182ZM182 51L180 52V55H181V53H182ZM192 51H194L193 49H192ZM195 51V52H196ZM236 51H244V49L243 50H238V48H237V50H235V52ZM102 52V53H103ZM113 52H114V50H113ZM136 52V51H135ZM137 52L136 53H134V54H137ZM151 52H153V50L151 51ZM151 52H148V53H151ZM200 53H201V51H199ZM207 52V51H206ZM217 52V51H216ZM258 52V51H257ZM261 52H262V50H261ZM6 53V54H5ZM124 53V52H123ZM131 53H133V52H131ZM141 53H143L144 54V52H141ZM141 53H139V55L141 54ZM183 53L185 54L186 52H184L183 51ZM190 53H191V50H190ZM200 53H198V54H200ZM211 53H212V51H211ZM211 53L209 54V57H211L210 55H211ZM113 54H115L116 55V52L115 53H113ZM176 54H179V52L177 53L176 51L175 52H173L172 53V56H175ZM193 54H195V53H193ZM197 54V52H196V56L198 55ZM231 54V53H230ZM246 54V53H245ZM66 55H69L68 56V58H66ZM119 55V54H118ZM161 55L162 56H164L163 55V53H161ZM186 55H187V53H186ZM233 55V54H232ZM239 54H237V52H236V56H238ZM243 56H244V54H242ZM248 55V54H247ZM246 55V56H247ZM252 55H253V53H252ZM111 56H112V54H111ZM117 56V55H116ZM133 56V55H132ZM132 56H130V57H132ZM144 57H145V54L143 55ZM147 56V55H146ZM167 56V55H166ZM171 56V55H170ZM179 56V55H178ZM188 56V55H187ZM203 56V55H202ZM213 56H214V54H213ZM216 56V55H215ZM240 56V55H239ZM242 56V57H243ZM251 56V55H250ZM110 57V56H109ZM121 58H122V56H120ZM129 57V58H130ZM142 57V56H141ZM144 57H142V59L144 58ZM209 57H207V55H206V57H205V59H208ZM241 57V58H242ZM245 57V56H244ZM248 57V56H247ZM253 57V56H252ZM252 57H250V60H251V58ZM255 57V56H254ZM114 58H116V57H114ZM120 58V59H121ZM124 58V57H123ZM123 58H122V60H123ZM128 58V59H129ZM163 59H164V57H162ZM177 58V57H176ZM194 58H195V56H194ZM193 58V56L192 57H190V59H194ZM198 58V60H199V57H196L195 59H197ZM200 58H201V56H200ZM202 58H204V57H202ZM215 58V57H214ZM216 58H217V56H216ZM215 58V60H217ZM240 57H238V59H241ZM256 58V57H255ZM2 59V60H3ZM21 59V58H20ZM106 59V58H105ZM109 59V58H108ZM119 59V58H118ZM118 59H116V63L118 62V66H119V63H121L122 62V60L119 62V61H117ZM126 58H124V60H123V63L125 62V63H127V64H131V61L130 62H126V60H125ZM130 59H132V58H130ZM129 59V60H130ZM167 59V57L165 58V60ZM170 59H172V57L170 58ZM174 60H175V58H173ZM172 59V60H173ZM222 59H224V58H222ZM222 59H221V61H222ZM232 59H234V58H232ZM245 59V58H244ZM243 59V60H244ZM24 60V59H23ZM109 60H111V59H109ZM128 60V61H129ZM171 60V61H172ZM177 60H178V58H177ZM215 60H213L212 59V61L214 62ZM243 60H242V62H241V60H240V62L241 63H243L242 64V67H243V65H244V62H243ZM246 60V59H245ZM253 60H256V59H254L253 58ZM4 61V60H3ZM28 61V60H27ZM106 61H108V60H106ZM169 61V60H168ZM191 61H193V60H191ZM200 61V60H199ZM198 61V62H199ZM212 61H210V63L212 62ZM218 62H219V60H217ZM217 61H215V62H217ZM220 61V62H221ZM224 61V60H223ZM223 61H222V63H223ZM226 61V60H225ZM224 61V62H225ZM238 61L239 60H237L236 59V62L238 63ZM37 62H38V60H37ZM103 62V63H104ZM110 62V61H109ZM113 62V61H112ZM112 62H110V63H112ZM203 62V60L201 59V63ZM205 62V61H204ZM208 62H209V59L207 60V63L206 64H208ZM215 62H214V64H215ZM217 62V63H218ZM219 62V64L221 65V63ZM233 62V66L232 67H236V66H234V63H235V61H232ZM239 62V63H240ZM247 63H249V66L251 65H254L253 63H252V60H251V63L247 60L246 61ZM24 63V62H23ZM25 63H26V61H25ZM39 63V62H38ZM38 63H36V64H38ZM106 63V62H105ZM109 63V64H110ZM123 63H122V65H123ZM165 63V62H164ZM170 63V62H169ZM179 63H181V62H179ZM178 63V64H179ZM186 63V62H185ZM184 63V64H185ZM190 63V64H189ZM188 64H189V66L190 65H192L193 66V64L191 63V62H189ZM193 63H195L194 61H193ZM228 63V62H227ZM257 63V62H256ZM113 64V63H112ZM174 66H175V64L174 63H172ZM196 64V63H195ZM214 64H213V66H214ZM106 65V64H105ZM108 65V64H107ZM111 65V64H110ZM117 65V64H116ZM134 65V64H133ZM135 65L137 66V64H136V62H135ZM134 65V67H136ZM157 65V64H156ZM167 65V64H166ZM173 65H171V67L169 66V71L171 70V72H175L176 74H177V77L176 76H173V77H175L176 78V80H177V78L178 77H180L181 78V80H182V82L184 83V78H186V80H185V83L184 84H186V81H187V78H189L190 77V75H188V72H189V70L191 71V73H192V70L194 69V67H193V69H192V66H186V67H184V65L181 63V65L183 66H177V64H176V66L177 67H174ZM185 65H187V64H185ZM200 65V64H199ZM204 65V64H203ZM212 65V64H211ZM218 65V64H217ZM224 65V64H223ZM239 65V64H238ZM246 65V64H245ZM131 66V65H130ZM249 66H247V67H249ZM250 66V67H251ZM32 67V68H31ZM34 67V68H33ZM83 67H85V68H83ZM88 67V68H87ZM103 67V66H102ZM105 67V66H104ZM121 67V66H120ZM125 67V66H124ZM123 67V68H124ZM127 67V66H126ZM129 67V66H128ZM154 67V66H153ZM168 67V66H167ZM189 67V68H188ZM199 67V66H198ZM201 67H202V65H201ZM207 67V66H206ZM205 67V68H206ZM209 67V66H208ZM231 67V68H232ZM240 68L239 69H241V65L239 66ZM249 67V68H250ZM80 68H83V73L81 74V72H76V70H79ZM87 68V69H86ZM122 68V69H123ZM137 68H138V66H137ZM156 68V67H155ZM191 68V69H190ZM215 68V67H214ZM219 69H221L220 67H218ZM233 68V69H234ZM84 69H85V72H84ZM109 69V68H108ZM112 76H111V80H112V83H114V84H121V82L122 81H126L127 79L125 78V79H123L122 80V78L120 79V80H122V81H118V78L120 77V71H119V67H118V71L119 72H116V67L115 66H112ZM128 69V68H127ZM161 69V68H160ZM164 69V68H163ZM200 69H204V67L203 68H200ZM80 70H82V69H80ZM121 70V69H120ZM162 70V69H161ZM165 70V69H164ZM163 70V71H164ZM167 70V69H166ZM172 70H174V71H172ZM208 70H211L212 72H215L216 71V69L215 70H212L211 68H208ZM208 70H206V71H208ZM222 70V69H221ZM237 70V67H236V69H235V71ZM244 71H245V69H243ZM246 70H248V68L246 69ZM252 70V69H251ZM109 71V70H108ZM123 71H125V69L123 70ZM122 70H121V72H123ZM162 71V72H163ZM218 71V70H217ZM240 71V70H239ZM239 71H237V72H239ZM202 72V71H201ZM203 72H205V71H203ZM210 72V71H209ZM209 72H208V75L210 76V74H209ZM212 72H210V73H212ZM237 72H234L233 74H235V73H237ZM243 72V71H242ZM247 72V71H246ZM246 72H243V73H246ZM26 73V72H25ZM104 73V74H103ZM107 73V72H106ZM109 73V72H108ZM107 73V74H108ZM155 73V72H154ZM158 73V72H157ZM166 73H170V72H166ZM220 73V72H219ZM219 73H218V75H219ZM228 73V72H227ZM227 73L225 72V74H226V77H227ZM230 73L232 74V72L230 71ZM229 73V74H230ZM79 74H81V75H79ZM106 74V75H107ZM141 74H144V72L143 73H141ZM194 74V73H193ZM196 74V73H195ZM202 74V73H201ZM204 74H207V72H205V73H203L201 76L202 77H204L205 75ZM213 74V73H212ZM216 74H217V72H216ZM222 74V73H221ZM248 74V73H247ZM104 75V76H103ZM157 75V74H156ZM155 74H153V77L155 76V77H157ZM161 76H162V74H160ZM170 75V74H169ZM171 75H172V73H171ZM170 75V76H171ZM173 75H174V73H173ZM188 75V76H187ZM200 75V74H199ZM214 75H215V73H214ZM245 75V74H244ZM136 76V75H135ZM147 76H149V73L147 72ZM160 76V78H162ZM164 76V75H163ZM170 76H167V75H165L164 76V80L166 81V79H169V81H170V78H168V77H170ZM200 76V77H201ZM225 76V75H224ZM224 76H222V77H224ZM229 76V75H228ZM249 76V75H248ZM152 77V75H151V77H149V79H148V77L146 78V76L144 77V79L146 78V79H148V81L150 80V78H153ZM155 77H154V79H151L152 80V82H151V84L149 85L150 87L149 88H151L152 90L153 89H155L156 88V82L158 81H156L155 82ZM208 77V76H207ZM226 77H224V78H226ZM230 77V76H229ZM235 77V76H234ZM82 78V77H81ZM137 78H139V77H133V80L131 81V79L132 78H129L130 80V83H131V85H134V84H138V86H140L141 84H142V82H139L140 81V79L141 78H139V80L137 79ZM191 78V77H190ZM193 78V77H192ZM198 78V77H197ZM205 78H206V76H205ZM205 78H203V79H205ZM210 78H212V76H210ZM214 78H217L216 77V75H215V77ZM223 78V79H224ZM233 78V77H232ZM242 78H244V77H242ZM247 78V77H246ZM105 79V78H104ZM145 79V81H147ZM158 79H159V75H158ZM184 79V80H183ZM208 79V78H207ZM228 79V78H227ZM227 79H225V80H227ZM21 80H23L24 81V84L22 85V86H20V87H16L17 85H15V83H19ZM161 80V79H160ZM159 80V81H160ZM162 80H163V78H162ZM164 80L162 81V83L161 84H164L163 82H164ZM173 80H175L174 78H173ZM200 80V79H199ZM202 80V79H201ZM206 80V79H205ZM212 79H210V81H211ZM214 80H216L217 81V79H214ZM221 80L222 79H220V82H221ZM232 80V79H231ZM231 80H227L228 82L227 83H229ZM143 82H144V84H146V83H149L148 81L145 83V81L144 80H142ZM171 81H172V79H171ZM170 81V82H171ZM188 81H190L189 79H188ZM198 81V80H197ZM208 81H209V79H208ZM208 81H202V84L204 85V82H208ZM210 81H209V83H210ZM215 81V82H216ZM87 82V81H86ZM103 82V81H102ZM181 81H180V83L179 84H181L182 83ZM212 82V81H211ZM214 82V83H215ZM234 81H232V83H233ZM159 83V82H158ZM190 83V82H189ZM195 83V82H194ZM214 83H213V87H214ZM244 83V82H243ZM93 84V83H92ZM102 84V83H101ZM127 84L129 85V83H128V81H127ZM140 84V85H139ZM161 84L159 83V87H163V85L161 86ZM171 83H169L168 85H170ZM176 84H178V83H176ZM175 84V85H176ZM183 84V85H184ZM193 84V83H192ZM198 84H200V81H199V83ZM218 84V83H217ZM217 84L215 85V86H217ZM230 84V83H229ZM234 84V83H233ZM103 85V84H102ZM167 85V83L166 84H164V86H166ZM182 85V86H183ZM227 85V84H226ZM241 85H244V84H241ZM240 85V86H241ZM89 86H90V84H89ZM99 86V85H98ZM137 86V85H136ZM144 86V85H143ZM147 86V85H146ZM172 86V85H171ZM177 86H179V85H177ZM182 86H179V87H182ZM189 86V85H188ZM191 86V88L193 87V85H190ZM200 86V85H199ZM209 86V84H207V87ZM233 85H231V87H232ZM235 86V85H234ZM141 87V86H140ZM158 87V88H159ZM176 87V86H175ZM183 87H187V86H183ZM201 87V89H202V86H200ZM206 87V88H207ZM210 87H211V85H210ZM230 87V88H231ZM236 87V86H235ZM260 87V86H259ZM136 88H138V87H136ZM135 88V89H136ZM144 88H146L145 86H144ZM157 88V89H158ZM164 88V87H163ZM174 88V87H173ZM176 88H178V87H176ZM204 88V90H205V87H203ZM209 88V87H208ZM207 88V89H208ZM234 88V87H233ZM238 88V87H237ZM239 88H241V87H239ZM238 88V89H239ZM245 88V87H244ZM93 89H94V85H93ZM101 89H102V87H101ZM142 89H143V87H142ZM168 89V88H167ZM182 88H179V89H177L178 91L179 90H181ZM200 89V91H202ZM232 89V88H231ZM146 89H144V93H147L148 94V92H151V91H148V92H146L145 91ZM183 90V89H182ZM181 90V91H182ZM192 90V89H191ZM190 90V91H191ZM237 90V89H236ZM242 90V89H241ZM167 91V90H166ZM165 91V92H166ZM171 91H172V89H171ZM174 92L172 93L173 95H175L174 93L176 92L175 90H173ZM181 91H180V94H181ZM185 91V90H184ZM189 91V92H190ZM196 91V90H195ZM229 91V90H228ZM228 91H227V93L225 92V94L226 95H229V93H228ZM231 91V90H230ZM232 91H235V89H233ZM231 91V92H232ZM155 92V91H154ZM157 92V91H156ZM154 93V95H153V93H152V96H156L155 94H157V93ZM161 92V91H160ZM159 92V93H160ZM192 92V91H191ZM194 92V91H193ZM199 91H197L196 93H198ZM204 93L206 92V90L205 91H203ZM209 92V91H208ZM230 92V94H232L233 95V93H231ZM236 92H238V91H236ZM241 92V91H240ZM84 94V93H87V94H85L86 96L85 97H87V99H88V101L87 102H85L84 100H86V99H82L81 98V94ZM142 93V95H144L143 94V92H141ZM163 93V92H162ZM177 93V92H176ZM204 93H201V94H204ZM239 93V92H238ZM242 94H243V92H241ZM5 95V97L7 98V100H9L10 101V103H11V105L9 106V107H4V103L2 102V95ZM82 94V95H83ZM140 94V93H139ZM179 94V93H178ZM183 94H185V92L183 93ZM199 94V93H198ZM224 94V93H223ZM224 94V95H225ZM234 94H236V93H234ZM240 94V93H239ZM239 94H238V96H239ZM88 95V96H87ZM128 95V94H127ZM126 95V96H127ZM130 95H132V93L130 94ZM149 95V94H148ZM187 95V94H186ZM194 95V94H193ZM192 95V96H193ZM200 95V94H199ZM198 95V96H199ZM208 95H209V93H208ZM232 95H229L228 96V98L230 97V96H232ZM237 95V94H236ZM93 96V95H92ZM98 96V95H97ZM124 96V99L123 100H121V101H124L125 100V95H123ZM123 96H122V98H123ZM145 97H146V95H144ZM181 96V95H180ZM187 96H190L189 95V93H188V95ZM187 96H184V97H187ZM197 96V95H196ZM197 96V97H198ZM206 97H207V95H205ZM204 96V97H205ZM221 96H222V94H221ZM241 96V95H240ZM247 96V95H246ZM96 97V96H95ZM101 97V96H100ZM128 97H130L129 95H128ZM137 97H139L140 99H141V101L143 100L142 99V97H140V96H137ZM144 97V98H145ZM150 97H151V95H150ZM161 97H162V94H161ZM175 97H177V96H175ZM182 97V96H181ZM180 97V98H181ZM196 97V98H197ZM220 97V96H219ZM234 97H236V96H234ZM84 98V97H83ZM121 98V97H120ZM130 98H132V100H131V102L133 101V97H130ZM183 98V97H182ZM221 98V97H220ZM224 98V96H222V99ZM228 98H226V100L228 99ZM232 98V97H231ZM248 98V100H249V97H247ZM246 98V99H247ZM251 98V97H250ZM253 98V97H252ZM258 98V97H257ZM135 99V98H134ZM146 99V98H145ZM150 98H149V96H148V100H149ZM161 99V98H160ZM176 100H177V98H175ZM175 99H174V104H172V102H171V104L172 105H170L169 104V106H175L176 104V102H175ZM183 99H185V98H183ZM191 99V98H190ZM193 99H194V97H193ZM197 99H200V97L199 98H197ZM196 99V100H197ZM208 99V98H207ZM233 99V98H232ZM231 99V100H232ZM236 99V98H235ZM259 99V98H258ZM101 100V99H100ZM103 100V99H102ZM106 100V99H105ZM157 100V99H156ZM162 100H164V101H166V100H169V98L168 97H166V100L163 98ZM173 100V99H172ZM179 100H181V99H178L177 101H179ZM188 100V99H187ZM192 100V99H191ZM219 99H217V101L216 102H220V100L218 101ZM225 100V99H224ZM230 99H228L227 100V102L229 101ZM231 100L229 101V102H231ZM245 100V99H244ZM243 100V101H244ZM256 100V99H255ZM99 101V100H98ZM121 101H118V104L121 102ZM140 101V100H139ZM147 101V100H146ZM189 101V100H188ZM198 101V100H197ZM201 101H202V98H201ZM207 101V100H206ZM233 101H234V99H233ZM251 101H252V99H251ZM8 102V101H7ZM93 102H95V101H93ZM97 102V101H96ZM107 102V101H106ZM135 102V101H134ZM133 102V103H134ZM152 102V101H151ZM163 102V101H162ZM170 102V100L169 101H167V102H165V104L166 103H169ZM185 103L187 102V101H184ZM190 102V101H189ZM215 102V103H216ZM228 102V103H229ZM245 102V101H244ZM105 103V102H104ZM124 104H125V101L123 102ZM133 103H131V104H133ZM137 103H139V102H137L136 101V107H140V105H141V103H140V105H138ZM145 103H147V102H145ZM159 103V102H158ZM164 103V102H163ZM181 103V102H180ZM191 103H193L194 104V100H193V102H191ZM191 103H188L189 104V106L187 105L186 107H189V108H191L192 106L190 105ZM197 103V102H196ZM195 103V104H196ZM203 103V102H202ZM221 103V102H220ZM219 103V104H220ZM227 103V104H228ZM247 103V102H246ZM151 104V103H150ZM152 104H154V103H152ZM165 104H164V106H165ZM199 104V103H198ZM217 104V103H216ZM218 104V106H219V108L221 107V105H219ZM222 105H225L224 103H221ZM231 104V103H230ZM253 104V103H252ZM6 105H8V104H6ZM94 105V104H93ZM103 105V104H102ZM121 105V104H120ZM119 105V106H120ZM158 106H159V104H157ZM156 105V106H157ZM180 105V104H179ZM178 105V106H179ZM181 105H183V102L181 103ZM180 105V106H181ZM197 105V104H196ZM196 105H194V106H196ZM200 105H203V104H200ZM213 105V107H214V109H215V107L218 109V107L217 106H215V104H212ZM249 107H251V104L249 103ZM125 106H127L126 104H125ZM132 106V105H131ZM144 106H145V104H144ZM151 106V105H150ZM157 106V107H158ZM166 106H167V104H166ZM168 106V107H169ZM178 106H175L174 108H178ZM179 106V107H180ZM185 105H183V107H184ZM232 106V105H231ZM231 106H229L230 108H232ZM116 107H118L117 105H116ZM115 107V108H116ZM133 108L132 109H134V106H132ZM154 107H155V105H154ZM198 106H196L195 108H197ZM222 107H224V106H222ZM236 107H238V106H236ZM247 107V106H246ZM249 107H247V108H249ZM253 107V106H252ZM5 108V109H4ZM126 108V107H125ZM153 108V107H152ZM156 108V107H155ZM176 108V109H177ZM229 108V109H230ZM235 108V107H234ZM233 108V109H234ZM244 108V107H243ZM247 108H245L246 109V111H247ZM254 108H256V107H254ZM254 108H250L251 109V111H247V114H248V118H249V116H251L249 113L250 112H254V110L252 111V109H254ZM114 108H112V110H113ZM124 109V108H123ZM127 109V108H126ZM131 109V110H132ZM137 109V108H136ZM148 109V108H147ZM167 109H170V108H167ZM167 109H161L162 111L163 110H167ZM171 109H172V107H171ZM169 110V111H171L172 112V110ZM175 109V110H176ZM180 109H182V108H180ZM205 109V108H204ZM216 109V110H217ZM221 109V108H220ZM227 110L225 111L224 110V112H227L228 111V108H226ZM107 110V109H106ZM108 110H110V109H108ZM151 110V109H150ZM157 110V109H156ZM174 109H173V112L175 111ZM178 111H179V109H177ZM183 110H184V108H183ZM186 110H188V109H186ZM185 110V111H186ZM190 110V109H189ZM200 110V109H199ZM243 110V109H242ZM256 110V109H255ZM262 110V109H261ZM260 110V111H261ZM114 111V110H113ZM123 111V110H122ZM143 111H146V109L145 110H143ZM152 111V110H151ZM162 111H159L158 112V115L159 114H161V112ZM168 111V110H167ZM180 111H182V110H180ZM190 111H193V108L190 110ZM196 111H198V110H196ZM195 111V112H196ZM212 111V110H211ZM210 111V112H211ZM214 111V110H213ZM245 110H243L242 112H244ZM102 112H103V110H102ZM102 112H100L101 114H102ZM107 112V111H106ZM130 113H131V115H132V112H133V110H132V112L131 111H129ZM136 112V111H135ZM139 112V111H138ZM157 112V111H156ZM172 112V113H173ZM187 112H189V111H187ZM187 112H184V113H187ZM195 112H191V114L193 113H195ZM95 113L97 114V110L95 111ZM99 113V114H100ZM105 113V112H104ZM120 113V112H119ZM123 113V112H122ZM130 113L128 114V115H130ZM134 113V112H133ZM143 113V112H142ZM148 113V112H147ZM150 113H152V112H150ZM154 113V112H153ZM163 113V112H162ZM165 113V112H164ZM176 113H178L177 111H176ZM180 113V112H179ZM179 113H178V115H179ZM182 113V112H181ZM183 113V114H184ZM190 113V112H189ZM189 113L188 114H186V115H188L189 116ZM208 113V112H207ZM216 113V112H215ZM244 113H246V112H244ZM261 113V112H260ZM95 114V115H96ZM106 114V113H105ZM113 114V113H112ZM116 114V113H115ZM121 114V113H120ZM136 114V113H135ZM156 114V113H155ZM154 114V115H155ZM168 114V113H167ZM174 114V113H173ZM191 114H190V117H192L191 116ZM192 114V115H193ZM197 113H195L194 115H196ZM198 114H200V112L198 113ZM239 114H240V112H239ZM94 115V114H93ZM103 115V114H102ZM101 115V116H102ZM131 115H130V117L128 116V119L129 118H131ZM153 114H151V116H152ZM164 116H165V114H163ZM163 115H161V116H163ZM178 115H174L175 117L176 116H178ZM181 115V114H180ZM213 115H214V112H213ZM231 115V114H230ZM99 116V115H98ZM133 116H134V114H133ZM141 116H144V114H142ZM146 116V115H145ZM156 116V115H155ZM169 116V118H170V115H168ZM168 116L166 117L165 116V118H168ZM197 116V115H196ZM206 116H208V115H206ZM240 117H241V115H239ZM243 116V115H242ZM108 117V116H107ZM119 117H122L121 115L120 116H116L115 117V120H122V121H125V119H123L124 118V116H123V118H120V119H118ZM125 117H126V115H125ZM137 117H139V118H141L140 116H137ZM147 117H149V116H147ZM159 116H157V119H159L158 118ZM190 117H189V119H190ZM193 117H195V116H193ZM199 117V116H198ZM202 116H200V118H201ZM232 117H233V115H232ZM237 117H238V114H237ZM238 117L237 119L238 120H240V119H242L243 117ZM262 117H263V115H262ZM262 117H261V123H262ZM99 118V117H98ZM117 118V119H116ZM127 118V117H126ZM153 118H155V117H153ZM161 118H163V117H161ZM160 118V120L162 121V119ZM164 118V119H165ZM169 118H168V121H169ZM180 118V117H179ZM184 118V117H183ZM196 118V117H195ZM200 118H197V119H200ZM235 118H236V116H235ZM240 118V119H239ZM90 119V118H89ZM103 119L104 120H107V119H109V117L106 119V117L104 118V115H103ZM114 119V118H113ZM128 119H126V120H128ZM143 119V118H142ZM148 119V118H147ZM173 118H171V120H172ZM178 119V118H177ZM192 119V118H191ZM234 119V118H233ZM145 120V119H144ZM153 120V119H152ZM152 120H150V121H152ZM155 120V119H154ZM160 120H158V121H160ZM170 120V121H171ZM174 120V119H173ZM175 120H176V118H175ZM173 121V122H175L176 123V121ZM188 120V119H187ZM193 120H195V119H193ZM201 120V119H200ZM232 120V119H231ZM235 121L234 123L237 125V122H238V125L236 126L235 124H231V123H229V124H231L232 126L234 125L235 127H237V128H239V127H241L242 128V126H244V124L246 123V121H244V124L243 123H240V122H242L244 119H242L241 121ZM245 120H246V118H245ZM259 120V119H258ZM89 121V120H88ZM148 121V120H147ZM147 121H144V124L145 123H147ZM156 121V120H155ZM167 121V120H166ZM169 121V122H170ZM191 121V120H190ZM196 121V120H195ZM248 121V120H247ZM113 122V121H112ZM143 122V121H142ZM157 122V121H156ZM169 122H167L168 124H169ZM193 122V121H192ZM191 122V123H192ZM200 122V121H199ZM250 122V121H249ZM248 122V123H249ZM253 122V121H252ZM86 123H89V122H86ZM85 123V124H86ZM104 123H107V122H104ZM110 123V122H109ZM141 123V122H140ZM162 123V122H161ZM164 123V122H163ZM162 123V124H163ZM166 123V124H167ZM177 123H179V122H177ZM189 123V122H188ZM187 123V124H188ZM195 123V122H194ZM233 123V122H232ZM239 123L240 124H242V125H240L239 126ZM116 124V123H115ZM118 124V123H117ZM165 124V123H164ZM163 124V125H164ZM174 124V123H173ZM264 124V118H263V123L261 124V125H263ZM80 125V124H79ZM87 125V124H86ZM139 125V124H138ZM137 125V126H138ZM160 125V124H159ZM176 125V124H175ZM246 126H247V124H245ZM260 125V126H261ZM89 126V125H88ZM162 126V125H161ZM168 125H166L165 126V128L167 127ZM210 126V125H209ZM228 127H226V128H229L230 126L229 125H227ZM230 127L229 129H231V132H229V133H225L224 135L223 134H219V135H223L222 136V138L225 140V142H227L228 143V146H229V142L230 141H233L234 143L236 142L237 144H236V148L237 147H239L238 145L240 144V139L241 138H243L242 136H244L243 134H244V132H245V130H243V132H240V130L242 131V129H240L239 128V130L237 129V128H235L236 129V131L233 129L234 128V126L233 127ZM239 126V127H238ZM245 126V127H246ZM264 126V125H263ZM262 126V128L260 127V129H262V131H264V127ZM87 127V126H86ZM169 127V126H168ZM167 127V128H168ZM170 127L172 128V126H171V123H170ZM169 127V128H170ZM177 127V126H176ZM184 127H185V125H184ZM187 127V126H186ZM190 127H191V125H190ZM195 127H196V124H195ZM212 126H210L209 128H211ZM162 128V127H161ZM178 128H180V127H178ZM177 128V129H178ZM181 128H183V127H181ZM192 128H194V127H192ZM86 129V128H85ZM85 129H84V131H85ZM117 129V128H116ZM144 129V128H143ZM173 129V128H172ZM172 129H168V131L170 130V132H172L171 130ZM176 128H174V130H175ZM187 129V128H186ZM207 129V128H206ZM130 130H131V128H130ZM146 130H147V128H146ZM151 130V129H150ZM181 130V129H180ZM190 130V129H189ZM192 130V129H191ZM190 130V131H191ZM195 130V129H194ZM194 130H192V131H194ZM113 131V130H112ZM121 131V130H120ZM132 131V130H131ZM131 131H127V132H131ZM155 131V130H154ZM158 130H156V132H157ZM176 131V130H175ZM175 131H174V133H175ZM182 131H184V130H182ZM187 131V130H186ZM207 131V130H206ZM252 131V130H251ZM250 131V132H251ZM88 132V131H87ZM116 132H119V131H116ZM126 132V134L127 135H123V134H125V132L124 133H120L119 134V137L117 136H114L113 138H112V140H110L109 142H111V146L112 147H110V149H111V151H109V155L107 156V154L105 155V156H107V157H109V159L108 158H106L105 156V158H106V161H101L102 159H103V157H102V159L100 160L98 157L97 158H94L93 159V157L88 161V159H85V161H83L84 160V158H82L81 160L83 161V163H85V164H96L95 166H97L98 164H112V167H110L109 165H103V166H97L98 168H95V167H93L92 168V170L89 168V169H86V171H89V170H91V171H89V175L91 176H93V177H95V176H97L96 178H98V177H100V175H102V176H104V175H107L108 176V174H114V172L113 171H115V173L117 172V168H118V164L120 163V159L122 158L123 160H124V158H126V160L128 159L127 158V156L126 155H128L129 154V159H130V157H137V160H138V158L139 159H142V157L145 155H148V154H152V155H154V152H160V154L163 152V153H165V156L168 158V159H170V160H172V161H170L171 163L174 161L175 162V157H176V155H173V154H171L170 153V151L169 150H167V148H169V147H166V145H164V143H163V137H162V135H160V134H151V135H149L148 136V134H146L145 135V137L146 138H144V135L143 136H141L140 135V133H139V135H140V138H139V140L137 141L136 139H137V136H136V142H138V144H136L135 146H134V144L131 146V145H129V144H126L125 143V146L122 144V142H123V140H124V136H128L130 133H127ZM149 132V131H148ZM151 132V131H150ZM149 132V133H150ZM160 132V131H159ZM162 132V131H161ZM177 132H179V131H177ZM195 132V131H194ZM224 132H227L226 131V129H225V131H222V133H224ZM260 132H261V130H260ZM85 133H86V131H85ZM164 133V132H163ZM174 133L172 132V133H170V134H172V135H174ZM180 133H181V131H180ZM241 133H243V134H240ZM263 133V132H262ZM261 133V134H262ZM132 134V133H131ZM179 133H177V135H178ZM183 134H185L186 135V133H182L181 135H183ZM192 134V133H191ZM210 134V133H209ZM164 135V134H163ZM166 135V134H165ZM176 135V134H175ZM174 135V136H175ZM180 135V134H179ZM193 135H194V133H193ZM215 135V134H214ZM238 135H239V138H238ZM253 135V134H252ZM262 135H264V134H262ZM258 136V135H256V136H252V138H251V141H252V144H251V142H250V149H249V152H247V154H246V152H244V154H245V156H244V154H242V156L243 157H241L240 159H244V160H246V162L245 161H243V162H245L244 163V165L245 166H247L246 164H248L249 165V163H251L252 161H254L253 163H254V165H257V164H261L262 162L264 163V159L262 160V162H259V163H256V162H258V159L259 158H264V136ZM188 136H190V132H189V135ZM211 136H212V134H211ZM82 137H84V136H82ZM183 137V136H182ZM195 137V136H194ZM213 137V136H212ZM217 137V136H216ZM241 137V138H240ZM8 138H9V140H8ZM86 138V137H85ZM115 138V139H114ZM128 138H129V136H128ZM135 138V137H134ZM144 138V139H143ZM178 138V137H177ZM187 138V137H186ZM193 138V137H192ZM215 137H213L212 138V140L214 139ZM222 138H219V139H222ZM123 139V140H122ZM126 139V138H125ZM142 139L143 140H148V141H150V140H156L155 142H157V146H155V142H154V146L153 147H151L150 148V144L148 145L149 147H147V145L145 146L144 144H146L145 142H143L144 144H141V142H142ZM188 139V138H187ZM194 139V138H193ZM206 139V138H205ZM210 139V138H209ZM208 139V140H209ZM83 140V138H81V141L80 142H83L82 141ZM164 140H167V137H166V139H165V137H164ZM178 140L180 141V139L178 138ZM185 140V139H184ZM237 140H239L238 142H237ZM179 141H177V142H179ZM190 141V140H189ZM222 141V140H221ZM229 141V142H228ZM248 141V140H247ZM88 142H90V141H88ZM108 142V143H109ZM151 142V141H150ZM162 144H161V143ZM183 143H184V141H182ZM186 142V144L188 143V141L186 140L185 141ZM192 142V141H191ZM218 142H219V140H218ZM85 143V142H84ZM91 143V142H90ZM100 143H102V142H100ZM107 143V142H106ZM108 143H107V145H108ZM128 143V142H127ZM222 144L221 145H219L220 147H221V150H220V148L219 147H212L213 146V144H211V143H209V145H208V147L207 148H209V149H211L210 150V152H212V151H215V150H213V149H216V148H219V152H221V151H223L222 149V146H223V143H224V141L223 142H221ZM227 143H225V144H227ZM82 144V143H81ZM81 144H80V146H81ZM89 144V143H88ZM93 144V143H92ZM104 144V143H103ZM102 144V145H103ZM147 144H148V142H147ZM152 144H153V142H152ZM167 144H170V142L168 141V143ZM173 144V143H172ZM177 144H179V143H177ZM177 144H175V145H177ZM181 144V143H180ZM185 144V143H184ZM186 144H185V146H186ZM189 144H190V142H189ZM188 144V145H189ZM225 144H224V149H225ZM230 144H231V142H230ZM96 145V144H95ZM97 145H98V143H97ZM101 145V144H100ZM104 145H106V144H104ZM106 145V146H107ZM171 145V144H170ZM169 145V146H170ZM174 145V144H173ZM173 145H171V146H173ZM187 145V146H188ZM212 145V146H211ZM233 145V144H232ZM232 145H230L229 147H230V150L231 151H233L234 152V150H236V148L234 149L233 148V146ZM235 145V144H234ZM85 146V145H84ZM83 146V147H84ZM93 147H94V144L92 145ZM134 146V147H133ZM181 146L183 147V144H181ZM186 146V147H187ZM204 146H205V144H204ZM206 146H207V144H206ZM216 146H217V143H216ZM228 146L226 147V148H228ZM231 146H232V148L234 149V150H232L231 149ZM243 146V145H242ZM71 147V148H70ZM132 147V148H131ZM176 147V146H175ZM105 148V147H104ZM179 148V147H178ZM181 148V147H180ZM184 148V147H183ZM82 149V148H81ZM97 149V148H96ZM109 149V150H110ZM126 149V152H124V150ZM162 149H163V151H162ZM203 149H206L205 147L203 148ZM209 149H206V151L208 150L209 151ZM92 150V149H91ZM105 151L107 150L108 151V147H107V149H104ZM186 150V149H185ZM229 149H226V151L225 152H227ZM239 149L237 148V150L236 151H238ZM242 150V149H241ZM100 151H101V149H100ZM99 151V152H100ZM162 151V152H161ZM173 151V150H172ZM176 151V150H175ZM178 151V150H177ZM200 151H202V148H201V150ZM235 151V152H236ZM246 151H247V149H246ZM2 152V151H1ZM81 152H83V150H80L79 151V153H81ZM88 152V151H87ZM180 152H181V150H180ZM190 152V151H189ZM199 152V151H198ZM203 152H205V150L203 151ZM215 152H218V150L217 151H215ZM214 152V153H215ZM228 152H230V151H228ZM227 152V153H228ZM232 152V153H233ZM234 152V153H235ZM93 153V152H92ZM110 153H112V154H110ZM173 153V152H172ZM175 153V152H174ZM179 153V152H178ZM206 153H208L209 154V152H205V155H206ZM214 153H212V154H214ZM221 153H224V152H221ZM221 153H220V155H221ZM226 153V154H227ZM231 153V152H230ZM230 153H228V154H230ZM233 153V154H234ZM87 155H89L88 153H86ZM123 154V156L121 157V155ZM159 154V153H158ZM176 154V153H175ZM207 154V156H209L210 158H209V161L213 158V160H214V157L216 158V154H215V156L214 157H212L213 155L212 154H209L208 155ZM218 155H219V153H217ZM226 155L225 157L227 158L229 155ZM233 154H231L232 155V157H233ZM238 154V153H237ZM240 154H241V152H240ZM4 155V154H3ZM85 155V154H84ZM91 155V154H90ZM97 154H95V156H96ZM151 155V156H152ZM163 155V154H162ZM180 155V154H179ZM179 155H177L178 157H180ZM198 155H201L200 153H198ZM223 155V154H222ZM225 155V154H224ZM234 155H236V154H234ZM246 155H248L247 156V159H246ZM260 155H263V157L262 156H260ZM86 156V155H85ZM161 156V155H160ZM175 156V157H174ZM184 156V155H183ZM183 156H182V158H183ZM187 156H188V154H187ZM8 157H9V155H8ZM8 157H6V158H8ZM87 157V156H86ZM85 157V158H86ZM100 157V156H99ZM154 157H155V155H154ZM204 157V156H203ZM218 157H220V158H222L223 156H217V161L219 162L220 160L221 161H224V159L222 158V159H220L219 160V158ZM231 157V156H230ZM5 158V161H7L8 159H6ZM17 158V159H16ZM144 158V157H143ZM157 158H158V160H159V157L157 156ZM181 158V157H180ZM197 158V157H196ZM205 158V157H204ZM236 158V157H235ZM237 158H238V155H237ZM3 159V158H2ZM128 159V160H129ZM147 159V158H146ZM156 159V158H155ZM166 159V158H165ZM167 159V160H168ZM179 159V158H178ZM231 159V158H230ZM229 159V160H230ZM240 159H238L239 161H241ZM15 160H12V161H15ZM127 160V161H128ZM133 160V159H132ZM150 160V159H149ZM149 160H145V161H149ZM163 160V159H162ZM202 160V159H201ZM205 160H208V157H207V159L205 158ZM204 160V162H203V160H202V162L203 163H207L208 161H205ZM237 160V159H236ZM4 161V160H3ZM139 161V160H138ZM145 161L143 160V163H141V165H139L140 167L142 166V164H143V168H145L144 167V163H145ZM159 161H161V159L159 160ZM190 161V160H189ZM260 161V160H259ZM137 162V161H136ZM154 162H155V160H154ZM158 162V161H157ZM162 162V161H161ZM161 162H160V165H161ZM173 162V163H174ZM179 162V161H178ZM201 162V161H200ZM213 162V161H212ZM212 162H211V165H212ZM230 162H231V160H230ZM243 162H240V164L241 165H243ZM76 163V162H75ZM82 163V162H81ZM82 163V164H83ZM123 163V162H122ZM125 164L127 163V162H124ZM147 163H150V162H147ZM167 163V162H166ZM169 163V162H168ZM167 163V164H168ZM180 163H181V161H180ZM191 163V162H190ZM189 163V164H190ZM209 163V162H208ZM215 163H217L216 161H215ZM221 163V162H220ZM219 163V164H220ZM225 163H227V161H225ZM256 163V164H255ZM3 164V163H2ZM8 164H11V161H9V163ZM30 164H32V165H30ZM77 164V163H76ZM117 165V168H115L113 165ZM121 164V163H120ZM137 164V163H136ZM158 164V163H157ZM162 164H163V162H162ZM176 164V163H175ZM219 164H217V165H219ZM230 164V163H229ZM235 164V163H234ZM240 164H236L235 166H238V167H236V169L235 170H232L231 171V169H233V168H228V169H230V173H229V170H228V172L226 171V172H224V171H221V169L222 170H224V168L223 167H221L219 170H216L215 169V174L216 175H214L213 176V174H211V171H212V169H214V167L212 168V169H210V168H208L209 169V173L211 174H206V172L205 173H199L200 172V168H199V171H198V173L196 172V170L193 172V174H192V176H190V178L188 179V180H186V181H184L183 180V182L182 183H179L180 185L179 186H177L176 187V189L177 188H181V190H180V192H178L177 193V195H176V191H172L171 193H169V194H167L166 193V197H165V195L164 196H162V197H160V192L162 191V190H158V188L163 184V181H162V173L161 172H157L156 174H151L150 175V177L148 178L149 180H151V178L153 179L152 181H154L156 184H152V186L150 185L148 188H147V186H145V187H143V190H144V188L146 189V190H152V192H153V196H152V194H151V196L152 197H154V199H155V197H156V201H158V203H159V205H160V203H161V205L160 206H162V205H165V203L167 202V206H165L166 208H167V211H165L164 210V208H163V210L161 209L160 210V206H156L155 208H152L151 210V213H148V215L146 216V217H144V220H145V218H147V220L146 221H144V224L146 223V222H149V221H152V222H154L155 223V225L157 226L158 225V227H159V229H155V232L157 233V231H159L160 232V230L161 229H163V228H166V227H171L172 225H175L176 226V228L178 229H180L181 228V232L179 231V229H178V231L180 232V233H182V238L180 239V238H176V236L177 235H175V236H166V237H164L163 238V236H162V233H163V231L164 230H161V232L160 233H157V234H155V237L153 238V237H151L153 240L155 239L156 241L151 245L152 247H155V252H158V251H166L167 253H170V254H174V255H177V257L178 256H185V255H190L189 257L191 258V256L193 255V254H196L197 255V252L196 253H187V254H185V252H189V251H201V250H205L206 248H207V246L205 245V244H203L202 243V245H200L199 243H201V242H203V240H198V239H196V238H198V237H196L195 239H192V240H190V237H191V234L193 233L194 235L193 236H195V233L194 232H198L197 234H198V236H201L202 237V234H203V237H213L214 238V236L216 237V236H218V234L220 233V231L221 232H224V233H228L229 231L232 233V231L234 230L235 231V228H237L236 227V225H238L237 223L238 222H242V221H245V217H246V215L249 213H246V211H245V206L244 205H246V209H248V211H250V210H255V207H257L258 206V204L254 207L253 206V203H252V200H253V198H254V196L255 195H257L258 196V194L260 195L261 193H262V189H264V179L262 178V175H260V174H258L259 173V166H257V168H254L253 167V165L251 166V167H253L254 169H250L251 170V172H250V174H248L249 176H248V179L246 178V179H244V177H242V176H240V174L241 175H243V176H245V169H244V172H243V170H242V166L240 165ZM124 165V164H123ZM138 165V164H137ZM150 165H151V163H150ZM156 165V164H155ZM155 165H153L152 164V166L154 167ZM164 165H165V163H164ZM197 165V164H196ZM204 165V164H203ZM208 165V167L210 166L209 164H207ZM224 165V164H223ZM240 165V166H239ZM243 165V166H244ZM39 166V167H38ZM78 166H79V164H78ZM86 166V165H85ZM125 166V165H124ZM129 166V165H128ZM127 165H126V167H128ZM169 166V165H168ZM167 165H166V167H168ZM172 166V165H171ZM171 166H170V168H171ZM214 166H216V164L214 165ZM220 166V165H219ZM225 166H226V164H225ZM234 166V165H233ZM245 166H244V168H245ZM30 167H33L34 168V172H35V175H36V179L33 181V182H31L29 185L26 183V182H24V181H21L22 180V178L20 179V178H18L19 180H14V181H12L11 179H12V177H14V173L15 172H17L18 174H23L24 172H25V170L26 169H28V168H30ZM64 167V166H63ZM63 167H62V169H63ZM71 167H73L72 165H71ZM82 167V166H81ZM119 167H121V166H119ZM140 167L138 168V169H140ZM152 167V168H153ZM185 167V166H184ZM204 167H205V165H204ZM203 167V168H204ZM218 167V166H217ZM230 167V166H229ZM256 167V166H255ZM44 168V170H42V172L44 171V173H42V172H38L40 169H43ZM86 168H87V166H86ZM112 168V171H110V169ZM113 168L115 169V170H113ZM135 168V167H134ZM158 168V167H157ZM169 168V167H168ZM196 168H198V167H196ZM202 168V169H203ZM206 168H207V166H206ZM247 168V167H246ZM59 169H60V167H59ZM118 169H121V168H118ZM125 169H127V168H125L124 167V171H125ZM142 169V168H141ZM148 169V168H147ZM154 169V168H153ZM195 169V168H194ZM255 169H257L258 170V172L255 170ZM85 170V169H84ZM133 170V169H132ZM247 170V169H246ZM260 170H261V168H260ZM80 171V173H82V170H79ZM78 171V172H79ZM124 171L122 172V173H124ZM127 171H129V170H127ZM126 171V172H127ZM138 171V170H137ZM146 171V170H145ZM145 171L143 172V173H145ZM158 171H161V169H159ZM112 172V173H111ZM130 172V171H129ZM135 172V171H134ZM148 172V171H147ZM153 172H155V171H153ZM164 172V171H163ZM213 172V171H212ZM242 172H243V174H242ZM77 173V172H76ZM83 173L85 174V172L83 171ZM140 173V172H139ZM164 173H166V172H164ZM184 173V172H183ZM190 173V172H189ZM192 173V172H191ZM207 173H208V171H207ZM83 174V175H84ZM112 174V178H110V180L112 179V188H110L111 186V184L109 185V183L107 184V186L109 185V190H108V193H110L109 191L111 190L112 192L113 191H115V188L118 186V188H119V186H121V189H122V187H123V189H125V187H126V185L128 184V182H130L128 179H126V177H125V179L128 181V182H126V180L123 178V176L121 177V182L119 181H117V182H115V181H113V179H115V177H114V175ZM71 175V174H70ZM69 175V176H70ZM119 174H117V176H118ZM123 175V174H122ZM73 176V175H72ZM78 176V175H77ZM89 176V177H90ZM120 176V175H119ZM135 176V175H134ZM146 176V175H145ZM215 176H216V178H215ZM264 176V175H263ZM75 177V176H74ZM80 177V176H79ZM82 177V176H81ZM80 177V178H81ZM88 177V176H87ZM86 177V178H87ZM88 177V178H89ZM164 177V176H163ZM185 177V176H184ZM189 177V176H188ZM217 177H219V178H217ZM240 177H241V179H240ZM25 178H26V176H25ZM102 178V177H101ZM132 178V177H131ZM134 178V177H133ZM132 178V179H133ZM177 178V177H176ZM243 178V179H242ZM14 179V178H13ZM82 180H83V178H81ZM91 179V178H90ZM132 179H131V181H132ZM140 179V178H139ZM143 179H144V176L142 177V179H140L141 181H143ZM183 179V178H182ZM92 180H94V179H92ZM91 180V181H92ZM103 180H105V179H103ZM108 180V179H107ZM125 180V181H124ZM173 180V179H172ZM181 180V179H180ZM243 180V181H242ZM70 181V180H69ZM145 181V180H144ZM146 181H147V178H146ZM169 181V180H168ZM167 181V182H168ZM182 181V180H181ZM80 182V181H79ZM86 182V181H85ZM98 182V183H97ZM111 182V181H110ZM126 182V183H125ZM140 182V181H139ZM187 182V183H186ZM197 182H200L204 187H202V188H200L199 186H198V188H199V190H198V192H195L194 190H193V187L195 186V184L197 183ZM65 183V182H64ZM69 183V182H68ZM81 183V182H80ZM92 183H93V181H92ZM91 183V184H92ZM98 185H97V184ZM96 185H97V188H98V186L99 185H101L102 183H101V181H100V183H99V180L98 181H96ZM131 183V182H130ZM171 183V182H170ZM169 183V184H170ZM65 184H67V181H66V183ZM78 184V183H77ZM76 183H75V181H74V183H72V185H71V187L70 188H74L76 185H77ZM142 184V183H141ZM141 184H139L138 183V186L139 185H141ZM168 184V183H167ZM9 185V184H8ZM64 185V184H63ZM94 185V184H93ZM130 185V184H129ZM129 185H127L128 187H130ZM165 185V184H164ZM171 185H173V184H171ZM176 185V184H175ZM243 185H245V186H247V187H251V186H253V188H252V190L249 192H244L243 190L245 189H243ZM61 186V187H60ZM106 186V185H105ZM166 187H167V185H165ZM22 187V188H21ZM66 187V186H65ZM68 187V186H67ZM66 187V188H67ZM77 187V186H76ZM92 186H90V188H91ZM161 187H163V186H161ZM78 188V187H77ZM82 188V187H81ZM87 189V190H85V192L87 191V192H89V190H91V189ZM131 188H133L132 186H131ZM173 188V187H172ZM195 188V187H194ZM18 189H21V190H18ZM63 189V188H62ZM102 189V188H101ZM105 188L103 187V189L102 190H104ZM120 189V188H119ZM158 190V191H156V190ZM164 189V188H163ZM65 190V189H64ZM70 190H72V189H69V193H70ZM99 190V189H98ZM106 190V189H105ZM127 190V189H126ZM129 190H131V189H129ZM141 190H142V188H141ZM56 191H57V193H56ZM93 191H94V187H93ZM101 191V190H100ZM118 191V190H117ZM132 191V190H131ZM140 191V190H139ZM169 191H171V190H169ZM240 191H243L245 194L243 195V196H239V193H240ZM73 192V191H72ZM81 192V190L80 191H78V193H80ZM84 192V193H85ZM98 192V191H97ZM97 192L95 193L96 194V196L95 197H97V196H99V195H97ZM104 192V191H103ZM127 192V191H126ZM147 192V191H146ZM146 192H141V195H143L142 193H146ZM64 193H66V191H64ZM74 193V192H73ZM83 193V194H84ZM89 193H91V192H89ZM88 193V194H89ZM107 193V194H108ZM115 193V192H114ZM122 193V192H121ZM127 193H129V192H127ZM126 193V194H127ZM135 193V192H134ZM138 193V192H137ZM150 192H147V195L149 194ZM60 194V195H59ZM88 194H84L86 197H87V195ZM103 194V193H102ZM116 194V193H115ZM72 195H74V194H72ZM90 196H91V194H89ZM88 195V196H89ZM141 195H139V197L141 196ZM262 195V194H261ZM101 196V195H100ZM108 196V195H107ZM136 196V195H135ZM149 196V195H148ZM263 196V195H262ZM81 197H84V196H80V198ZM86 197H84V198H86ZM102 197V196H101ZM115 196H113V198H114ZM127 197V196H126ZM138 197V196H137ZM152 197H149V199L147 200V199H145V204L144 205H147L148 206V204L150 203L149 201H154L153 199H152ZM163 197H165L164 198V202H163V200L162 199H160V198H163ZM256 197V196H255ZM66 198V197H65ZM112 198V197H111ZM118 198V197H117ZM143 198V197H142ZM260 198V197H259ZM31 199V200H30ZM93 199H95V198H93ZM119 199V198H118ZM135 199H137V198H135ZM135 199H133V200H135ZM107 200V199H106ZM168 200H169V202H168ZM92 201H94V200H92ZM97 201V200H96ZM112 201V200H111ZM257 201L258 202H256V203H261V204H263L262 203V201H260L259 202V200H258V197H257ZM100 202H101V200H100ZM132 202V201H131ZM133 202H135L133 205H131L130 207V212H132L133 213V211L136 209H138L139 207H141V205L142 204H138V200H135V201H133ZM140 202V201H139ZM144 202V200L142 201V203ZM146 202H147V204H146ZM149 202V203H148ZM67 203H68V201H65V206L67 205ZM71 203V202H70ZM96 202L94 201V202H92V205L90 204V206L89 207H91V209L92 208H94L95 206H94V204H95ZM108 203H110V202H108ZM130 203V202H129ZM255 203V204H256ZM112 204V203H111ZM144 205H142V206H144ZM260 205V204H259ZM75 206V204L73 205V207ZM83 206H85V205H83ZM87 206H88V204H87ZM103 206V205H102ZM106 206L107 205H105L104 207L106 208ZM119 206V205H118ZM146 206V207H147ZM86 207V206H85ZM88 207V208H89ZM96 207H97V204H96ZM128 207V206H127ZM254 207V208H253ZM78 208H81V206L80 207H78ZM103 208V207H102ZM104 208V209H105ZM126 208V207H125ZM260 208H263L262 206L260 207ZM5 208H3V206H0V212L3 210V212H4V214H5V210H4ZM29 209V210H28ZM83 209V208H82ZM111 209V208H110ZM143 209V208H142ZM244 209V210H243ZM84 210V209H83ZM83 210H81V211H79V212H81V214H82V212H83ZM108 210H109V208H108ZM116 210H117V208H116ZM135 210V211H136ZM32 210H30V212H31ZM107 211V210H106ZM123 211V210H122ZM134 211V212H135ZM10 212V213H11ZM85 212V211H84ZM97 212H98V210H97ZM116 211H114V213H115ZM128 212V211H127ZM145 212V211H144ZM143 212V213H144ZM7 214V211H6V214L7 215H12V214ZM71 213V215L70 216H74V217H77V215L78 216H80L78 213H77V215H74V214H76V210H73L72 208H71V210L69 211V213H68V215ZM102 214L104 213V212H101ZM100 213V214H101ZM139 213H141V212H139ZM3 214V215H4ZM13 214V215H14ZM84 214V213H83ZM85 214H88V213H85ZM95 214V213H94ZM94 214H93V216H94ZM113 214V213H112ZM127 213H125V215H126ZM25 215V214H24ZM120 215V213L118 214V216ZM124 215V216H125ZM130 215H132V214H130ZM129 215V216H130ZM6 216V215H5ZM26 216V215H25ZM24 216V217H25ZM92 216V215H91ZM90 216V217H91ZM128 216V215H127ZM256 216H258V215H256ZM8 217V216H7ZM13 217V216H12ZM20 217L22 218L23 216H17V218L16 219H20ZM28 217V216H27ZM74 217H73V219H74ZM81 217H82V215H81ZM89 217V218H90ZM136 217V216H135ZM135 217H134V219H135ZM248 217V216H247ZM254 217V216H253ZM262 217V216H261ZM26 218V217H25ZM42 218H44V216H42ZM130 218V217H129ZM138 218V219H137ZM136 219L137 220H139L140 219V217L138 216ZM251 218V217H250ZM255 218V217H254ZM257 218V217H256ZM255 218V219H256ZM23 219V218H22ZM77 219V218H76ZM78 219H80V217H78ZM126 218H123V222H124V220H125ZM128 219V218H127ZM135 219V221L133 220V223H135V222H138L137 220ZM143 219V218H142ZM249 219V218H248ZM251 219H253V218H251ZM251 219H250V222H252L251 221ZM1 220H4V218L2 217V219ZM121 221H122V218L120 219ZM119 220V221H120ZM131 221V220H130ZM246 221H247V219H246ZM245 221V222H246ZM14 222V221H13ZM22 222V221H21ZM249 222V221H248ZM0 223H2V221L0 222ZM106 223V222H105ZM122 223V222H121ZM132 223V222H131ZM143 223V222H142ZM141 223V224H142ZM254 223V222H253ZM118 224V226H119V222L118 223H116V225ZM143 224V225H144ZM149 224V223H148ZM189 224H192V226H188ZM241 224H243V223H241ZM240 224V225H241ZM246 224V223H245ZM244 224V225H245ZM121 225H123V224H121ZM132 225H134V224H132ZM137 225V224H136ZM239 225V227H241ZM252 226H250V227H252L253 228V226H254V224H251ZM114 226V225H113ZM152 226H154L153 224H152ZM245 226H247V225H245ZM83 227V226H82ZM186 227H188V228H186ZM128 228V227H127ZM146 228H148V227H146ZM153 228H155V227H153ZM83 229V228H82ZM129 229H131V227L129 228ZM175 229V228H174ZM241 229V228H240ZM243 229V228H242ZM256 229V228H255ZM255 229H253V230H255ZM259 229V228H258ZM257 229V230H258ZM264 229V228H263ZM56 230V229H55ZM77 230H79V229H77ZM140 230V229H139ZM147 230V229H146ZM146 230H144V231H146ZM173 230V229H172ZM176 230V229H175ZM252 229H251V232L253 231ZM80 231V230H79ZM143 231V230H142ZM152 231V230H151ZM166 231H168V229L166 230ZM169 231H171V229L169 230ZM174 231V230H173ZM256 231V230H255ZM141 232V231H140ZM139 232V233H140ZM148 232V231H147ZM178 232V233H179ZM246 234L245 235H249V234H251L250 233V231L248 232V231H244ZM260 232V231H259ZM25 233V232H24ZM31 233V232H30ZM133 233V232H132ZM223 233V234H224ZM241 233H242V235H243V232L241 231ZM137 234V233H136ZM150 234V233H149ZM169 235L171 234V233H168ZM197 234H196V236H197ZM200 234V235H199ZM221 234V233H220ZM237 234H238V232H237ZM240 234V233H239ZM264 234V233H263ZM126 235H127V233H126ZM135 235V234H134ZM161 235V236H160ZM180 235V234H179ZM228 235V234H227ZM226 235V236H227ZM63 236V235H62ZM151 236V235H150ZM149 236V237H150ZM159 236V237H158ZM192 236V237H193ZM226 236L224 237V238H226ZM233 236H234V234H233ZM253 236V235H252ZM259 236V235H258ZM264 236V235H263ZM0 237H3V235H0ZM56 237V236H55ZM126 237V236H125ZM189 237V238H188ZM205 237V238H206ZM238 237V236H237ZM249 237H251V236H249ZM7 238V239H6ZM137 238H139V237H137ZM194 238V237H193ZM232 238V237H231ZM234 238V237H233ZM256 238H257V236H256ZM256 238H254V239H256ZM259 239H260V237H258ZM257 238V239H258ZM4 239H6V240H8L9 239V236H7V237H5ZM54 239V238H53ZM64 239V238H63ZM152 239H150V240H152ZM202 239V238H201ZM241 239H245V238H241ZM15 240V239H14ZM14 240H12V241H14ZM145 240H146V236H145ZM145 240H143V242L145 241ZM182 240V245H186L185 247H173V245L174 244H176V243H179L180 241ZM196 240V241H195ZM206 240V239H205ZM234 240H236V239H234ZM2 241L4 242V244H6V241H4L3 240V238H2ZM44 241V240H43ZM49 241V240H48ZM47 241V242H48ZM60 241V240H59ZM70 241H72L73 242V239L72 240H70ZM75 241V240H74ZM231 241V240H230ZM229 241V242H230ZM8 242V241H7ZM18 242V241H17ZM46 242V241H45ZM71 242V243H72ZM76 242H78L77 240H76ZM133 242H134V240H133ZM137 242H139V243H142V242H140L139 240L137 241ZM204 242H206V241H204ZM255 242V241H254ZM16 243V242H15ZM42 243H44V242H42ZM129 243V242H128ZM134 243H136V242H134ZM138 243V244H139ZM145 243V242H144ZM148 243V242H147ZM257 243V242H256ZM30 243H28V245H29ZM75 244H77V243H75ZM115 244V243H114ZM119 244H121V243H119ZM132 245H133V243H131ZM138 244H136V245H138ZM149 244V243H148ZM217 244V243H216ZM250 244V243H249ZM253 244V243H252ZM251 244V245H252ZM8 245H9V243H8ZM19 245V244H18ZM24 245H27V244H25L24 243ZM31 245V244H30ZM29 245V246H30ZM35 245H37V244H35ZM38 245H41V244H38ZM78 245V244H77ZM77 245H75V246H77ZM139 245H141V244H139ZM142 245H143V243H142ZM247 246H248V244H246ZM245 245V246H246ZM15 246V245H14ZM23 246V245H22ZM21 246V247H22ZM29 246H27V247H29ZM80 246H81V244H80ZM84 246V245H83ZM119 246V245H118ZM117 246V247H118ZM128 246V245H127ZM130 246V245H129ZM177 246V245H176ZM236 246V245H235ZM261 246V245H260ZM8 247V246H7ZM82 247V246H81ZM86 247V246H85ZM123 247V246H122ZM146 247H148L147 248V250H144V251H149L148 249H149V246H146ZM210 247H212V246H210ZM210 247H208V249L210 248ZM233 247V246H232ZM232 247L230 248V250L232 249ZM259 247V246H258ZM12 248V247H11ZM78 249H80L79 248V245H78V247H77ZM87 248V247H86ZM102 248H104V247H102ZM119 248V247H118ZM138 248H140L139 246H138ZM218 248V247H217ZM229 248V247H228ZM244 248V247H243ZM9 249V248H8ZM18 249H19V247H18ZM21 249V248H20ZM24 249V248H23ZM58 249V248H57ZM83 249H84V247H83ZM82 248L80 249V251L81 250H83ZM143 248H141V250H142ZM208 249H206V250H208ZM213 249V248H212ZM220 249V248H219ZM221 249H223V248H221ZM221 249H220V251H221ZM225 249H226V246H225ZM247 249V248H246ZM249 249V248H248ZM11 250H14L15 251V249L14 248H12ZM27 250V249H26ZM87 250V249H86ZM89 250V249H88ZM91 250V249H90ZM89 250V251H90ZM137 250H139V249H137ZM137 250H133L134 252L135 251H137ZM154 250H153V252H154ZM158 250V251H157ZM216 250V249H215ZM234 249H232V251H233ZM236 250V249H235ZM242 250V249H241ZM10 251V250H9ZM127 251L128 250H126V253H127ZM132 251V252H133ZM150 251H152V250H150ZM149 251V252H150ZM181 251H183V252H181ZM231 251V252H232ZM236 251H238V249L236 250ZM7 252V251H6ZM60 252V251H59ZM71 252V251H70ZM74 252H76V251H74ZM77 252H79V251H77ZM84 252V251H83ZM123 252V251H122ZM132 252H129L128 254L129 255H131L132 254ZM138 252V251H137ZM209 252L210 251H207V253H205V254H209ZM223 252H224V250H223ZM226 252V251H225ZM230 252V253H231ZM240 252H242V251H240ZM243 252H245L244 250H243ZM9 253V252H8ZM35 253V252H34ZM43 253V252H42ZM42 253H40L39 252V254H41L42 255ZM82 253V252H81ZM91 253V252H90ZM125 253V252H124ZM158 253H160V252H158ZM157 253V254H158ZM163 253V252H162ZM201 253V252H200ZM210 253H212V252H210ZM220 253H222V252H220ZM13 254V253H12ZM74 254V253H73ZM122 254V253H121ZM133 254H136V253H133ZM166 254V253H165ZM199 254V253H198ZM223 254V253H222ZM32 255V254H31ZM37 255H38V253H35V255L34 256H36L37 257ZM114 255V254H113ZM123 256H124V254H122ZM151 255H154V254H151ZM167 255V254H166ZM220 256H222L221 254H219ZM242 255V254H241ZM209 256V255H208ZM237 256V255H236ZM235 256V258H237ZM240 256V255H239ZM238 256V257H239ZM29 257H30V254H29ZM33 257V256H32ZM31 257V258H32ZM183 257H181V258H183ZM241 257V256H240ZM38 258V257H37ZM162 258V257H161ZM186 258V257H185ZM194 257L192 256V259H193ZM201 258V257H200ZM222 257H220V259H221ZM229 258H231V257H229ZM177 259H179V258H177ZM207 259H208V257H207ZM222 259H225V258H222ZM232 259V258H231ZM25 260V259H24ZM146 260H148V259H146ZM154 260V259H153ZM162 260V259H161ZM164 260H165V258H164ZM163 260V261H164ZM168 260V259H167ZM194 260V259H193ZM227 260V259H226ZM226 260H223V262H225ZM229 260V259H228ZM227 260V261H228ZM235 260V259H234ZM232 261V263H234L235 261ZM170 261V260H169ZM173 261H174V259H173ZM180 261H182V260H180ZM137 262V261H136ZM139 262V261H138ZM161 262V261H160ZM175 262V261H174ZM184 262V261H183ZM182 263V262H181ZM185 263V262H184ZM163 264V263H162ZM165 264V263H164ZM166 264H168V263H166ZM170 264H171V262H170ZM175 264V263H174ZM204 264V263H203ZM209 264V263H208ZM224 264V263H223ZM226 264V263H225ZM236 264H240V263H236Z\"/></svg>","mask_w":264,"mask_h":264}]
</instances>
